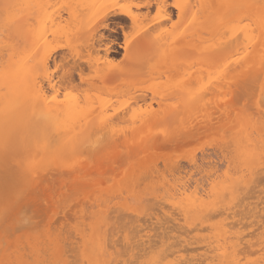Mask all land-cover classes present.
<instances>
[{"label":"rangeland","instance_id":"rangeland-1","mask_svg":"<svg viewBox=\"0 0 264 264\" xmlns=\"http://www.w3.org/2000/svg\"><path fill=\"white\" fill-rule=\"evenodd\" d=\"M22 1V0H21ZM28 3L26 4V8H25V6H24V8L23 7H21L22 6V4H21V6H20V4L19 5H17V4H15V3H17L18 2V0H17V2H16V0H0V71H2V73H5V75H7V76H9L15 69H14V67L16 66H14V64H11V59H12V61L14 60H18L20 57L22 58V55L24 56V58H27L26 60L28 61V66L27 65H25L26 66V68L28 69L27 71V73H26V76H25V80H26V82L27 81H29L28 80V77H30L31 76V74H33V78L34 79H32L31 77L29 78V79H31L32 81H34V83L35 84H37V82L39 83L38 85H40L41 84V86L46 90V96H47V100L48 101H53L54 99V101H59V102H61V103H64V104H71V103H77L78 104V106H81L82 107V109H83V111H81V110H79V111H81V115L79 114V112H78V115H80V116H76V118L77 117H79V118H77V119H79V120H77L76 118H75V121L78 123V121L79 122H81V123H76V124H74L73 126H75V125H78V127L77 126H75V127H73L74 129L77 127V128H79V125L81 124L82 125V123H83V125H84V122L83 121H87V119L89 118L88 116H89V114H88V112L89 113H93L94 114V117L95 116H97V115H99V113H100V108H103L102 109V111L103 110H105L104 112H102V113H105V112H107V114L110 116V114L112 115V114H114V117H113V119H112V121L110 122V124H108L106 127H107V129L105 130H102V132L104 133V135H103V133L102 132H100V133H102V135L104 136H101L100 134H99V136H101V139H102V137H103V139L105 138L106 139V136H107V133H108V135L109 134H112V135H110L109 137L107 136V139L109 140V138H111V136H112V138H114L113 136H115V139L117 138V144L119 145V148H117V149H119V153H121V152H123L121 155L122 156H124L125 157V154H126V152H125V150L128 152V154L130 155V157L131 158H128V161L126 160L123 164H121V166H123V167H120V168H118L117 169V171H116V173L113 175V177H112V175H108V176H110L109 178L110 179H108V176H106L105 177V179H108V181L106 182L105 181V179L104 180H102V183L100 182L99 184H100V187H90V189L91 188H93V189H88L89 191H88V193H87V189H86V193H84V194H81V195H74V193L73 192H70L68 189H64L63 191H64V193H63V195H62V197L60 196L58 199H56V197H54L53 198V200H51V202H50V200H49V198H48V196L43 192V190L41 189V190H38V188L37 189H35V193H34V190L32 191H28L27 193H26V190H24L23 189V187L26 189H31L30 188V184L28 183V184H26V175L24 176V182L22 181V179H21V182H22V184H24L23 185V187H22V185H19V182H17V179H16V181H12V180H9V182H8V179L10 178H12V176L10 177V175L11 174H9V175H7L8 177H7V179H5L4 177H5V174L4 175H2V173L1 172H3V169L5 170V167H3V164H5V166L6 167H8L9 168V171L12 173L15 169L17 170H15L14 172H17V173H12V175H13V177L14 176H18L19 175V173H21L22 175L24 174V173H22V172H24V170L26 171V169H27V171H31L30 169H31V167L32 166H35V167H37L36 165V160H38V159H40L41 157L43 158L44 156H45V154H43L44 153V149H46V148H44V146H46V143H47V141H46V143H45V141L43 142V140H42V138L39 136V134H37L36 136H38L39 138H36V136L33 138V136H32V139L34 140L35 138V141L37 142H35V141H31L32 143H30V142H28V140H27V142H25L26 140H25V138H24V136H25V134L23 135H20V136H22L21 138L23 139H20V140H22V141H20L21 143H22V145H23V147H22V145L20 146V151H21V147H22V149H24V148H28L27 150L28 151H30V150H33L35 147L36 148H38L39 150H34V151H36L35 153L36 154H34L33 155V153H34V151L33 152H27V154L29 155L30 153L33 155H31V157L30 158H28V155L26 154V150L24 151L25 153L24 154H21V153H19V154H16V155H20V158H17V157H15L17 160H15V158H14V154H15V151H16V148L18 149V146L15 148V144H17L18 143V141L15 143V139H14V136H15V138H16V136L18 135L17 133H20L19 132V129L17 128H15L16 129V132H15V129H13V130H11V135H8V136H12V138L14 139V141H12L13 139H11L10 137H8V139H6V140H4L3 139V141H1V142H4L5 144H8V145H10V147L11 146H13V148L11 147V149H12V151L14 150V153L13 154H10L11 153V151H8V149H9V147L8 146H6L7 148H6V150H7V152H9L8 153V156H13V158H14V160H13V162H12V159H10L9 157H3L2 158V160H0V164H1V162H3V160H4V163H2L1 165H2V167H1V165H0V167L2 168V170L0 171V173H1V175L0 176H3V178H1L0 180H3V179H5L6 180V182H7V184H6V182H2V181H0V188H4L6 185H9V184H12V183H14L15 184V186H16V188L21 192V190L23 189V192L22 193H24L25 195H27V196H24V194L22 195V197L20 196L22 193H20V194H18V197L20 196L21 198H18V197H15V201L13 200L11 203V206H9L8 204V206H7V208L6 207H4V208H6L5 209V211H10V210H8L9 208L10 209H12V208H14V210L12 209V211L11 212H9V213H6V212H1V211H3V210H1L0 212L4 215V218L2 219L1 217H0V242L3 244L4 242H6L5 240H7L9 243H11V244H14L15 242H16V246L19 244V246H21L22 248H26L27 250H25V249H23L22 251L24 252H31L30 250H29V248L30 247H32V250L34 249V244L32 245L31 243H33V242H38V243H36L35 244V247L38 245H42V246H40V247H42V248H44V247H46V252H47V250H52V248H50L51 246H50V244L52 245V243H54V241H56V243H58L57 241H59V243L58 244H60V243H62V245L60 244V246H58V247H54V244L52 245L53 246V250H54V248H55V252H53V250L51 251V252H53L54 254H55V256H53L54 254L52 253H49V251H48V253H49V255H47L46 254V252H45V250L43 249V251L45 252H43L42 251V249L40 248H35V251H42V253L43 254H45V256L47 255V259L46 260H48V261H46V260H44V263L45 262H50V260L53 258V257H55V262H53L52 264H57L58 262L60 263L61 261L63 262H61L60 264H65V262H69V263H66V264H79L78 262H81L82 260H84V259H86L88 256L87 255H89V254H91L92 252L94 253V251H91L92 249L94 250V248L92 247V246H94L95 248H96V245H98V244H96L95 245V243H98L99 241V243H101V241H102V243L104 242L105 244H103L104 246H106V247H108L107 246V243H106V239H107V242H108V245H109V247H110V243H113L114 244V242H115V244L117 245V247L116 248H114L115 247V245H113V244H111L112 245V247H113V250H115V252L112 250V249H109V248H105L104 250H102V248H99L98 250L100 251L101 250V252H98L99 253V255H96V254H98V253H95L94 255H89V257H88V260L90 259V258H92L93 260L91 261V260H89V263L90 262H92V263H90V264H96L98 261V263L97 264H103V261H105L104 263L105 264H109V263H112V264H114L115 262H117V261H115V260H117V256L119 255V253H120V255H119V257L121 256V258L122 257H124L125 256V254H126V256H127V258L129 259H126V258H123V259H118V262H120L121 260H122V262H120L121 264L123 263V264H140L141 262H140V260L144 257V258H146L148 255H147V253H152V254H150V255H152V256H154L155 255V257L156 256H158V254L156 255V253L158 252V250H156L154 247H151L152 245H149V243H151V241L150 240H152V241H157V237H159L158 238V240H160V243H159V241L157 242V245L161 248V250L158 252L159 254L162 252V250H164L165 251V247H167V246H169V249L171 250V252L172 251H174V254L176 255L178 252H180V253H182V248H183V250H184V247H179L180 245H186L185 247L187 248V250L189 249V248H191V249H193L194 247H192V246H195L194 245V243H192V242H195L196 240H198V244L195 242V244H197L196 246H195V248H197V247H200V245L202 246V243H204L203 244V246L205 245V244H209L211 241H213L214 240V236L211 234L212 233V230H213V228L212 227H216V225H215V223H214V221H213V223H211V220L209 221L210 223L208 224V222H206L204 219H206L207 220V217L205 216V214H209L208 213V211H210L211 212V210H212V212H213V210L215 209L216 210V207H217V205H219V204H222L221 202H222V199H221V195H223L222 196V198L223 197H225L224 195H227L226 194V192L228 191V193H230V192H232L233 194H234V191L236 190V189H238V188H236L237 186H241V184H244V185H242L241 186V188H243V186H245V184H246V186H248L249 187V184L251 185V183H252V181L255 179V180H260L259 181V184L260 185H258L257 187H258V189H256L257 191H258V193H256V195L254 194V196L252 195V190H250V191H252V192H250L251 193V195L252 196H248V194H250V193H247V195H245V197L246 198H248V201H247V199H242V201L244 200H246L244 203H246V204H248V203H250L251 202V198L250 197H252V201H253V197L255 198V196L256 197H258L257 198V200L259 201V203L260 204H262V206H264V167L262 168V166H260V162H261V159H262V161H264V153L263 154H261V153H256V151L260 148V146L264 143V141H263V139H262V134H263V132H261V131H264V102H263V100H264V84H262V87H263V90H262V88H261V85H260V83L259 82H261V79H263V77H264V70H261V71H263V72H261V71H259L260 69V67L259 68H256V71L258 70L260 73H262V75L261 76H258V77H255V78H259L258 80H259V82H257V83H259L258 85H256L255 87L254 86H251L252 84L254 85L256 82V80L255 81H253V80H247V81H249V83L251 82L252 83V81L254 82V83H250V85H249V83L248 82H246V83H244V85H245V89L246 90H244L245 91V93H243V91H242V89H241V86H242V82L241 83H239L236 87H232L231 89H232V91L234 90H236V88H239V90H241V92H242V94H240L239 95V98H237L235 101H234V109L236 110H234V111H232L230 114L232 115H230V119L229 118H227V120L228 121H226L225 120V122H224V117L223 118H221V120H223V122H220L221 124V127H222V129L220 130H218V131H216V132H214V131H211L210 130V132L209 131H204V133H197L195 136H193V138H189L187 141H186V143L185 144H171V145H168L167 147H168V149L167 150H165V151H162V152H159V151H155L154 149H152L151 147L149 148H144V149H142V152H140V149H139V147H138V145H137V143H136V140H135V138H137L136 136H135V138L133 139V135L131 136V134L133 133V130H134V128L136 127V129L138 128V126H140L139 124V121L142 123V125L148 120H146V118L144 119V115H146V113H148V112H152V111H154L155 113H156V111H160L159 113L162 115V113H163V110L165 109V108H168V109H165L164 111H167L168 110V112H165L166 114H164V115H167L168 113L170 114H172V112H170L171 111V108L172 109H174L173 110V113L175 112V113H177L178 114V112H176V108H174V107H172V106H174L176 103L177 104H181V103H184L183 101H182V95H180L181 96V100H180V102H178V98L177 97H179L180 98V96H178L177 95V97L175 96V92H174V90H176V87H177V89L179 88L180 89V87H181V89L183 88V86L182 85H184L185 83L184 82H186V80L188 81V83H189V81L191 82V80H193L194 82L196 81V84L198 85L197 87H196V84L194 85L193 84V82H191L192 83V85H194L193 87H195L194 89L190 86V90H192L193 89V91L197 88L198 90H200V88H198L199 86H204V87H206L207 88V90H206V92H207V95H209L210 94V96L211 97H215L214 99H217L216 101H218V103L219 104H221L222 102H223V100L226 102V101H228L229 100V98H230V93L228 92H226L225 91V89L224 88H222V90H223V93H225L224 95H223V93H221L222 95H219L220 93H218L217 92V89H218V87H220L222 84H221V82H222V77L224 78L225 76H221V73H220V68L221 67H224V63L225 62H223L224 61V59L222 60V62H223V64H222V66L220 67L219 65H216V63H215V65L216 66H218L217 68L213 65L214 63H212V61H211V63L210 62H207V61H210V60H207V61H203V57L202 56H198V55H196V53L197 52H195V51H199L200 50V52H202L203 54L204 53H208V51H211L210 53L211 54H215V53H212V52H214V51H212L211 49H213L214 48V46L215 45H217L216 47L217 48H219L220 47V45H222V44H220V43H225V42H220L218 39H220V36H221V38H223L224 37V39L228 36V35H230V34H228L229 32H230V27H228L226 24L228 23H226L225 22V19L227 20L228 18H230V19H228L227 21H229V20H231V21H229V23H230V25H232V24H234V22H236V23H238L237 22V20H234V15L233 14H235V13H233L232 14V19H231V17L229 16L228 18H225L226 16H225V14H227V13H229L230 15H231V10L232 11H234L233 10V8H234V6L233 7H228L229 6V4L231 3H229V0H227L228 2L226 3V0L225 1H223V2H221L219 5H223L222 6V8L223 7H225V4H226V6H227V8L225 7V11H226V13H225V11H221V12H223V16H225V17H222V15L221 16H218V14H217V12H210L209 13V11L211 10L210 8L209 9H207L208 10V12L206 13V11L204 10V9H199V10H197L198 9V3H197V1H195V0H188V1H184L183 0V3L185 2V3H187V4H189L190 6H191V4H192V6L190 7L189 5H185V3H184V7H183V5H181L180 6V4H182L181 2H182V0H163L164 2H163V6H162V0H155V2H154V0H149L150 2H151V4H150V6L149 7H143L144 6V4H145V2L146 1H148V0H26ZM205 1V0H204ZM209 2L211 1V0H208ZM252 1V0H251ZM254 1H256V0H254ZM260 0H258V2H259ZM14 2V3H13ZM161 4H160V3ZM257 2V1H256ZM257 2V3H258ZM263 2H264V0H263ZM263 2H262V4H263ZM19 3V2H18ZM144 3V4H143ZM177 3V4H176ZM196 3L198 4V5H196ZM206 1H205V4L204 5H206ZM212 3H214V0L212 1ZM211 2H210V4L209 5H211L212 4ZM229 3V4H228ZM256 3V5H254V3L252 4V5H254V6H257L258 4ZM261 3V2H260ZM259 3V4H260ZM13 4V6H11ZM17 5V6H15V5ZM208 4V3H207ZM261 4V6L259 5L258 7H256L255 9H259V11H257L258 12V14H257V12H256V14L257 15H255L254 13H255V11L254 10H252V8L254 7V6H252L251 7V9H250V11H254V13H250V14H252L250 17V23H249V21H247V19L245 20V19H243V20H241V22H239V24L241 23V24H250V27H251V29H254L255 28V30H256V28L258 29V30H256V31H254V32H256L255 34H256V36H255V38L253 37L254 36V34H251L250 36H252L254 39V42H255V39H257V32L259 33V30L262 28H258V24H257V22H261V23H264L262 20H264V19H262V13H263V10H261V7H263L264 6V4L262 5ZM158 7H157V6ZM159 5H160V7H159ZM195 5V6H194ZM230 5H232V4H230ZM15 6V7H14ZM161 6H162V8H161ZM166 8H165V7ZM174 6H180V7H183V12L181 11V10H179V12H178V10H177V8L176 7H174ZM189 6V7H188ZM194 6V7H193ZM13 8V12H12V8ZM17 7H19L20 9V11L19 10H17ZM94 7H97V8H94ZM155 7H156V9H155ZM260 7V8H259ZM16 8V9H15ZM24 9V11H25V9H26V11L24 12L22 9ZM92 8L95 10H92ZM148 8V9H147ZM158 8H160V10H158ZM187 8V9H186ZM190 8V9H189ZM200 8V7H199ZM217 8V7H216ZM219 8H221V6L219 7ZM99 9H100V11H99ZM147 9V10H146ZM162 9H164V10H162ZM213 9V8H212ZM218 9V8H217ZM257 9V10H258ZM14 10H16L17 11V13L14 11ZM99 12H98V11ZM117 12V11H121V10H125V11H127V10H129L130 12H132V14L133 15H138L137 17H139V19L137 20L138 22H139V20H140V22L139 23H137V21H136V23L135 24H132V22L131 21H129L128 19H125L124 18V20H123V18L122 19H114V18H112V17H108V18H105V19H102L101 17H102V15L103 14H105V12ZM184 10H186V12H184ZM201 10H204L203 12H204V15H203V12L201 11ZM222 10H224V8L222 9ZM227 10H230V11H227ZM22 11L24 12V13H22ZM92 11V12H91ZM97 11V12H96ZM101 11H103L102 13H100ZM105 11V12H104ZM148 11V12H147ZM163 11V12H162ZM165 11V12H164ZM15 12V16L14 15H12V16H14V19H13V17H11V19L10 20H8L7 22H6V18H8L9 19V15H11L10 13H14ZM94 12H96L95 14H94ZM159 12H162V13H158ZM182 12V13H181ZM200 12V13H199ZM202 12V13H201ZM221 12H220V14H221ZM19 13H21L22 15H20ZM145 13V14H144ZM213 13V14H212ZM216 13V14H215ZM25 14H26V16H25ZM161 14H169L168 16H170V18H167L168 19V21L166 20V19H164V18H162V17H159V15H161ZM211 16H210V15ZM219 14V15H220ZM7 15H8V17H7ZM19 17H18V16ZM83 15H85L86 17H87V15L89 16V18H91V21H89V19H88V17L86 18H84V16ZM158 15V16H157ZM202 15V16H201ZM209 15V16H208ZM21 16H23L24 17V20H26L27 22H25L24 24H26V29L24 28L23 29V33H25L24 35L22 34H17V33H15L16 32V30H14V29H12V28H14V23H16L18 20L17 19H19V21L21 20L20 19V17ZM81 16V17H80ZM141 16V17H140ZM143 16H144V18H143ZM214 16V17H213ZM26 17V18H25ZM209 17V18H208ZM222 17V18H221ZM236 17V16H235ZM16 18V19H15ZM22 18V17H21ZM92 18H93V20H92ZM158 18V19H157ZM161 18V19H160ZM219 18V19H218ZM220 18H221V20L223 19V21H224V23H222V25H220ZM74 19H75V21H74ZM80 19H83V22L84 21H86L87 23H84V24H87L88 25V29H87V31L89 30V29H95V32H93V35H95L94 37H95V39H99L100 40V42L99 41H97L96 43H94V45L93 46H91V45H85V43H84V41L83 42H81L80 40H79V38H78V36H79V33L77 32L78 30H79V26H80V23L82 22ZM85 19V20H84ZM156 19V20H155ZM236 19V18H235ZM163 20H166V21H163ZM170 20V21H169ZM14 21V22H13ZM77 21V22H76ZM80 21V22H79ZM150 21V22H149ZM160 21V22H159ZM242 21H243V23H242ZM13 22V23H12ZM73 22V23H72ZM78 22H79V25H78ZM82 22V23H83ZM94 22V23H93ZM172 22H174L173 24H171ZM7 23H9L7 26H6V24ZM91 23H93V24H91ZM159 23V24H158ZM260 23V24H261ZM77 24V25H76ZM239 24H238V27H239ZM244 24V25H245ZM246 24V25H247ZM259 24V25H260ZM5 25V26H4ZM74 25V26H73ZM89 25H90V27H89ZM94 27H93V26ZM144 25V26H143ZM147 25V26H146ZM151 25V26H150ZM152 25H153V27H152ZM237 25V24H236ZM235 25V26H236ZM261 25H264V24H261ZM9 26V28H10V30L12 29V31H11V33H10V30H9V28L7 29V30H9V31H7L6 30V27H8ZM85 26V25H84ZM92 26V27H91ZM100 28H99V27ZM215 26L216 27H218V34H216L215 33V31L214 32H212V30L215 28ZM224 26H225V30H224ZM241 26H243V25H241ZM75 27V28H74ZM77 27H78V30L76 31V29H77ZM140 27H144L143 29H146V27L147 28H150L148 31H150L149 32V34H150V36H152V35H159L160 36V34H162L161 36H163L162 38H164V35H165V37H167V39H171L170 41H173L172 42V44L173 45H171L168 41L169 40H166L165 42L167 43V46H166V44L164 43V41H163V43L165 44V47L167 48L168 46V48L170 49V48H175V47H177V44H179L178 46H180V47H183V44H184V42L186 43V42H188V43H190V51H189V53L188 52H186V55H184V59H183V55L182 54H180V52H179V54L180 55H177V58L175 59V60H177L176 62H173L172 60H174V56H169L168 57V55H167V57H165L166 55L164 54V53H167L166 52V48H165V51L164 50H162V51H164V53L163 52H159L158 53V51H159V49H155L156 50V52H157V55L156 54H154V53H156L155 51H152V49H147V48H142V47H139V46H137L138 45V43H135L136 42V39H135V35H133V37H132V34H134V32L133 31H135L134 29L136 28H140ZM222 28V32L221 31H219V29L221 30V28ZM83 28V27H82ZM122 28V29H121ZM228 28V29H227ZM247 28H249V25H247ZM85 29V30H86ZM92 29L90 30V31H92ZM93 29V30H94ZM240 29H241V27H240ZM239 29V30H240ZM166 30H168V33H167V31ZM197 30H198V32H197ZM227 30V32H225ZM233 30V29H232ZM239 30H237V31H239ZM262 31L264 30V28H262L261 29ZM74 33H73V32ZM87 31H85V32H87ZM147 31V32H148ZM160 31H162V32H160ZM165 31H166V33H165ZM205 31V32H204ZM236 30H234V32H235ZM250 32L252 31V30H249ZM78 34H77V33ZM225 32V33H224ZM232 32V31H231ZM233 32V33H234ZM15 33V34H14ZM71 33V34H70ZM146 33V32H145ZM152 33V34H151ZM165 33V34H164ZM215 33V34H214ZM232 33V34H233ZM263 33H264V31H263ZM17 34V35H16ZM77 34V35H76ZM127 34V37L129 38V37H131V38H129L130 39V41H128L127 40V46H129V49H128V47H127V49L128 50H126V51H124V49H123V44L125 43V37H124V35H126ZM148 34V35H149ZM167 34V35H166ZM221 34V35H220ZM223 34V35H222ZM238 34V33H237ZM262 34V33H261ZM217 35H220L218 38H217ZM260 35V34H259ZM23 36V37H22ZM232 36V35H231ZM237 36V35H236ZM238 36H240V31H239V35ZM263 36H264V34H263ZM74 37H76V38H74ZM101 39H100V38ZM260 37H262L261 35H260ZM260 37L258 38L259 40H260ZM159 38H161V37H159ZM161 38V39H162ZM229 38V40H230V37H228ZM232 38V37H231ZM77 39V40H76ZM135 39V40H134ZM160 39V40H161ZM166 39V38H165ZM262 40H261V42L259 41V40H256V43H253V42H251V43H253V44H251L250 43V45L252 46V47H257L258 46V41H259V45L260 44H263L264 45V41H263V37L261 38ZM162 40H164V39H162ZM75 41V42H74ZM124 41V42H123ZM177 41V42H176ZM226 41H227V39H226ZM133 42V43H132ZM174 42H176L175 44H174ZM183 42V43H182ZM228 42V41H227ZM230 42V41H229ZM263 42V43H262ZM84 43V44H83ZM130 43V44H129ZM169 43V44H168ZM106 44H108V46L106 45ZM137 44V45H136ZM161 44V43H160ZM163 44V45H164ZM181 44H182V46H181ZM228 44V43H227ZM231 43H229L228 45V47H230L229 48V51H231V49L233 48H231V45H230ZM233 44V43H232ZM255 44V45H254ZM99 45V46H98ZM133 45H134V47H133ZM163 45H160V46H163ZM224 45H226V44H224ZM262 45V47H261V45L259 46V48L258 49H260V54H259V62H261V60H262V62H264V56L262 55V51H263V54H264V46ZM77 46V47H76ZM83 46V47H82ZM87 46H89L88 48H87ZM172 46V47H171ZM233 46V45H232ZM235 46V45H234ZM108 48L107 50L109 51L108 52V58H106V61H107V59H108V61L109 60H112L113 61V63L115 62V65H119L120 66V70H121V72H117L116 73V69H118L119 67H116L115 68V70L116 71H114V73H116V76L113 78V79H111V80H107V81H105L104 82V84L102 85V84H100L101 82V79H103V78H101L100 79V77H104L105 76V74H107V73H110L109 72V69L107 68V66H106V64L103 62V60L105 61V58H104V49L105 48ZM223 47V46H222ZM90 48V49H89ZM94 48L95 50H92V49ZM104 48V49H103ZM135 48V49H134ZM173 48V49H174ZM217 48H215V49H217ZM226 48V47H225ZM111 49V50H110ZM131 49V50H130ZM161 49H162V47H161ZM160 49V50H161ZM168 49V50H169ZM219 49H221V47L219 48ZM242 48H239L238 49V51H237V53L239 52V50H241ZM251 50L252 48L251 47H249L248 49H247V52H248V50ZM257 49V48H256ZM144 51V53L146 54V56H145V54L143 53V51ZM154 50V49H153ZM167 50V51H168ZM191 50H192V52H191ZM214 50V49H213ZM243 50V49H242ZM253 50H254V48H253ZM23 51V52H22ZM146 51H148V52H146ZM174 51V50H173ZM205 51V52H204ZM216 51H218V50H216ZM227 52H229L228 51V49L226 50ZM134 52H136V53H138V54H140L139 56H138V63H139V67H138V63L137 64H135V65H137L136 67H135V65L134 66H131V67H127L125 64L127 63L126 61L128 60V58H131V56H130V54L132 53H134ZM151 52H154L153 54L155 55V56H160V59H158L157 57H155L154 55H152V53ZM170 52H171V54H174L172 51H170L169 50V53L168 54H170ZM191 52V53H190ZM227 52H225V50H224V52H222V53H226L227 54ZM243 52H244V50H243ZM243 52H239L240 54H241V56L240 55H237V54H235L234 56H232V57H234V58H240V57H242L243 56V54H245V53H243ZM250 52V51H249ZM252 52V51H251ZM259 51L257 50V53H258ZM22 53V54H21ZM27 53V55H25ZM149 53V54H148ZM178 53V52H177ZM230 53V52H229ZM238 53V54H239ZM243 53V54H242ZM137 54V55H138ZM159 54V55H158ZM203 54H201V55H203ZM210 54V55H211ZM225 54V55H226ZM256 54V53H255ZM16 57H15V56ZM98 57H97V56ZM103 55V56H102ZM150 55V56H149ZM161 55H163V57L165 58V60L163 61L162 59H164ZM175 55V54H174ZM222 55H224V54H221V56ZM261 55H262V57H261ZM26 56V57H25ZM96 56V57H95ZM145 56V57H144ZM148 56V57H147ZM186 56V57H185ZM206 56V55H205ZM227 56H228V54H227ZM236 56V57H235ZM15 59H14V58ZM100 57V58H99ZM111 57V58H110ZM141 57V58H140ZM152 59V58H154V59H152V60H154V61H152L150 58ZM176 57V56H175ZM220 57V56H219ZM261 57V58H260ZM23 58V59H24ZM97 58L98 59H100L101 60V62L102 63H104V64H102L101 62H100V60L99 61H97ZM102 58V59H101ZM143 58V59H142ZM148 58H149V60H150V62H148L149 60H148ZM172 60H171V59ZM178 58H179V60H178ZM182 58V59H181ZM187 58V59H186ZM227 58V57H226ZM225 58V59H226ZM257 58H258V55H257ZM23 59H22V61H23ZM142 59V60H141ZM145 59V60H144ZM185 59L186 60H189V61H185ZM219 59V58H218ZM233 59V58H232ZM253 59H255V58H253ZM10 60V61H9ZM21 60V59H20ZM25 59H24V61H26ZM144 60V61H143ZM148 60V61H147ZM163 62H162V61ZM174 60V61H175ZM257 60V59H256ZM23 61V63H21V61H19L18 60V63H19V65L20 64H24L25 62ZM27 61H26V64H27ZM142 61V62H141ZM158 61H161V62H158ZM181 61H182V63H181ZM229 61H231V60H229ZM29 62H34V63H32L33 65H30V63ZM99 62V63H98ZM143 63V65H141V63ZM180 62V63H179ZM202 62V63H201ZM261 62V63H262ZM16 63V62H15ZM93 63H98V68H102L103 69V72H100V70H99V74H98V71L96 72V71H94L93 69H95V68H97L96 67V64H93ZM145 63H147V64H145ZM219 63V62H218ZM220 63H221V61H220ZM219 63V64H220ZM3 64V65H2ZM8 64V65H7ZM12 65V69H13V71H12V69H11V66L10 65ZM89 64H90V66H89ZM100 64V65H99ZM179 64V65H178ZM182 66H181V65ZM254 64V63H253ZM253 64H251V65H253ZM258 65V63L256 62L255 63V65ZM18 65V66H19ZM21 65V66H22ZM36 65V67H35V70L37 71H35L34 70V66ZM95 65V68L93 67ZM122 65V66H121ZM141 65V66H140ZM145 65V66H144ZM147 65V66H146ZM260 65V64H259ZM264 65V64H263ZM5 66H9L8 68L7 67H5ZM32 67L33 66V68H30L29 69V67ZM92 66V67H91ZM143 66V67H142ZM261 66V65H260ZM4 67H5V69L7 68L9 71H10V73L7 71V74H6V70L4 71V70H2V69H4ZM250 67H252V66H250ZM256 67H258V66H256ZM10 68V69H9ZM93 68V69H92ZM98 68H97V70H98ZM125 68H127V70L126 71H124V69ZM128 68H130L129 70H128ZM225 68V67H224ZM223 68V69H224ZM253 68V67H252ZM255 68V67H254ZM254 68H253V70L251 71L253 74H252V76L253 75H255L257 72H255V70H254ZM102 69H101V71H102ZM123 69V70H122ZM220 69V70H219ZM261 69H262V67H261ZM264 69V68H263ZM32 70H33V72H32ZM29 71H31V73L29 72ZM122 71H124V72H122ZM222 71H224V70H222ZM35 72H36V75H35V77H34V74H35ZM156 72V74H153V73H155ZM97 73V74H96ZM225 73V72H224ZM255 73V74H254ZM222 75H225V74H222ZM256 75H258V73L256 74ZM7 76H4V74H2V77H1V73H0V77L1 78H7ZM248 76H249V74H248ZM252 76H250L251 78H252ZM189 77H193L192 79H189ZM249 77V78H250ZM247 78V77H246ZM250 78V79H251ZM35 79H37V80H35ZM63 79V80H62ZM105 79V78H104ZM103 79V80H104ZM184 79H186V80H184ZM253 79H254V76H253ZM0 80H2V79H0ZM30 80V81H31ZM184 80V81H183ZM197 80L199 81L198 83H197ZM246 80V79H245ZM4 81V80H3ZM29 81V82H30ZM35 81H37V82H35ZM48 81H51L52 83H56L58 86H59V88L57 89L59 92H57V93H52L51 91H49L48 90V88H47V86H48ZM263 81H264V79H263ZM62 83V84H64V83H66V84H64L63 85V87H62V84H60V83ZM100 82V83H99ZM6 82H4L3 84L1 83L0 85H2L3 86V88H0V90L2 89L3 90V94L4 95H2L1 93L2 92H0V95H1V97H2V99L3 98H5L3 101H1L0 100V107H2L3 106V102L4 103H7L8 104V106H9V103H10V106H9V108L11 107V106H14V107H17L19 104L21 105L22 103L20 102V101H18L17 102V104L15 103V102H10L11 100H10V97H9V95H8V92H10L9 91V89H8V86L6 87V85H5V87L7 88V89H5V87H4V84H5ZM69 83V84H68ZM98 83H99V85H98ZM178 83V84H177ZM184 83V84H183ZM188 83H186V84H188ZM262 83V82H261ZM31 84H33L32 82H31ZM30 83H28V85H31ZM190 84V83H189ZM8 85V84H7ZM66 85H68V86H66ZM72 85V86H71ZM75 85V86H74ZM94 85H98L99 87H101V89L99 88V89H95V88H93L92 86H94ZM178 85V86H177ZM181 85V86H180ZM191 85V84H190ZM260 85V89L257 87V86H259ZM61 86V87H60ZM74 86V87H73ZM186 86V85H185ZM249 86H251V87H249ZM247 87H249L248 89H247ZM74 88H77V89H74ZM186 88H188V86L187 87H185V89ZM252 88H254V89H252ZM259 90H262L261 91V93L259 92H257V90L258 89ZM178 89V90H179ZM184 88H183V90H185ZM252 89V91H250ZM257 89V90H256ZM8 90V91H7ZM182 90V91H183ZM189 90V91H190ZM202 90H203V87H202ZM202 90H200V91H202ZM205 90V89H204ZM203 90V91H204ZM254 90V91H253ZM258 90V91H259ZM13 91V90H12ZM180 92H181V90H179ZM186 91V90H185ZM196 91L197 90H195V92H193V95H194V93L196 94ZM203 91H202V93H203ZM178 92V91H177ZM205 92V91H204ZM255 92V93H254ZM171 93H173V94H171ZM191 92H188V94H189V96H191V94H190ZM197 93L199 94V91H197ZM201 93V92H200ZM201 93V94H202ZM258 93V94H257ZM7 94V96H5ZM17 93H16V90H14V92H12V96H13V98L11 97V99H15V100H18L17 98H19L18 97V95H16ZM178 94V93H177ZM187 93L186 94H184L183 96L184 97H187V95H188ZM203 94H205V93H203ZM202 94V95H203ZM251 94V95H250ZM252 94L254 95V96H252ZM257 96H256V95ZM260 94V96H262V97H260V96H258ZM17 97H16V96ZM170 95H172V96H170ZM186 95V96H185ZM202 95L200 96V98L202 97ZM206 95V94H205ZM14 96H15V98H14ZM171 97V99H170V97ZM188 96V97H189ZM199 96H197V94H196V97H199ZM204 96V95H203ZM210 96H209V98H210ZM0 97V98H1ZM24 97V95L22 96V97H20L21 98V101H23L22 99H24L23 98ZM25 97H27L26 95H25ZM140 97H142V98H144V99H142L141 100V98ZM164 98V99H162V100H160V98ZM173 97V98H172ZM175 97H176V99H175ZM196 100H197V102H198V99H200V98H196L195 96H193ZM206 97V96H205ZM205 97H203V98H201L202 100L205 98ZM255 97V98H254ZM256 97H258V100L260 99H263V100H259L260 102V104L259 103H257L256 101ZM137 98V99H136ZM139 98V99H138ZM153 98V100H151ZM207 98V97H206ZM205 98V99H206ZM208 98V99H209ZM219 98H220V100H221V103L219 102ZM254 98V99H253ZM25 99H27V98H25ZM176 101H175V100ZM190 99H193V98H191L190 97ZM190 99H188V100H190ZM204 99V102H207V100L208 99H206L205 100ZM223 99V100H222ZM20 100V99H19ZM143 100H145V101H143ZM184 101H185V99H183ZM194 100V99H193ZM195 100V101H196ZM209 100H211V99H209ZM9 101V102H8ZM25 101H27V100H25ZM25 101H23V102H25ZM182 101V102H181ZM29 104H31L29 101H27ZM151 102V103H150ZM157 102V103H156ZM190 103V102H192V101H187V103ZM196 102V103H197ZM145 103V104H144ZM147 103V104H146ZM150 103V104H149ZM175 103V104H174ZM188 103V104H189ZM201 103H202V101H201ZM200 103V105L199 106H201V107H203L202 106V104H205V103H202L201 104ZM209 103V105H207V106H212V105H214L211 101L210 102H208ZM210 103H212V105H210ZM262 103V104H261ZM24 104V103H23ZM160 104V105H159ZM174 104V105H173ZM187 104V105H188ZM216 104V103H215ZM219 104H216V105H219ZM223 104V103H222ZM221 104V105H222ZM257 104H258V106H257ZM19 105V106H20ZM24 105H26V104H24ZM28 105V104H27ZM148 105H151V107L150 108H148ZM182 105V107L183 106H185L186 105V103H185V105L184 104H181ZM181 105H179L180 107H181ZM221 105H219V107L221 106ZM224 105V104H223ZM261 107H260V106ZM8 106L7 105H5V107L3 106L2 107V109L3 108H5L6 110H7V108H8ZM74 106V105H73ZM88 106H91L90 107V110H88V108H87V111H86V107H88ZM179 106H178V108H179ZM257 106V107H256ZM28 107H29V105H28ZM31 107V106H30ZM92 107H93V110H92ZM170 107V108H169ZM177 107V106H176ZM182 107H181V109H182ZM186 107V106H185ZM221 107H223V106H221ZM76 109H77V107H75ZM80 108V107H79ZM96 108L98 109V110H96ZM184 108V107H183ZM203 108H205V107H203ZM256 108V109H255ZM2 109H0V112H3V110ZM170 109V110H169ZM180 109V108H179ZM179 109H177V111L179 110ZM180 109V110H181ZM187 109V108H186ZM192 109V108H191ZM199 109H200V107H199ZM202 109V108H201ZM257 109H258V113H261V114H258L257 113ZM259 109H260V111H259ZM94 110H96V111H94ZM162 110V111H161ZM185 110V109H184ZM5 111V110H4ZM8 111V110H7ZM99 111V112H98ZM85 112H87V113H85ZM187 112V111H186ZM199 112V111H198ZM153 113V112H152ZM152 113H151V115H152ZM175 113H174V115H175ZM191 113H195L193 116L195 117V115H196V111H194V112H191ZM191 113H190V116H191ZM204 113V114H203ZM86 114V115H85ZM106 114V113H105ZM159 114V115H160ZM199 114H200V116H199ZM235 114V115H234ZM157 115V118H159L158 117V112H157V114H155L154 116H151V117H153V118H149V119H151V120H154V118H155V116ZM179 115V114H178ZM182 115V114H181ZM201 115H205V110H203V112L200 110V112L198 113V116H196V122H194L193 121V124L195 125V123H197V122H200V121H198L199 120V118H201ZM91 116H93V115H91ZM143 116V117H142ZM167 116H170V118H171V115H167ZM167 116H163L164 118L165 117H167ZM187 115H185V117H186ZM189 116V115H188ZM187 116V117H188ZM258 116V117H257ZM81 117H83V118H86V119H84V120H82L83 118H81ZM88 117V118H87ZM134 117H136V119L137 120H139L138 122L136 121V120H134L135 122H133L132 120L134 119ZM184 117V116H183ZM185 117H184V119H185ZM186 117V118H187ZM194 117H191V118H194ZM239 117V118H238ZM241 117V118H240ZM81 118V119H80ZM140 118H143L144 120V123H143V121H141L142 119H140ZM156 118V119H157ZM162 118V117H161ZM160 118V119H161ZM190 118V117H189ZM132 119V120H131ZM155 119V120H156ZM160 119H158L159 121H160ZM166 119V118H165ZM172 119V118H171ZM174 119V118H173ZM176 120H178V121H176V123H177V129H179V127L178 126H180L181 128H180V130H182V125H185L186 127H184V128H187L188 129V125H186V124H184V122L187 120H185V121H180V119H181V117H180V115H179V117H177V118H175ZM202 120H201V122H203V123H199L201 126H203L205 123L204 122H206V115L203 117V118H201ZM204 119V120H203ZM89 120H90V118H89ZM158 120H156V121H154L153 123L155 124V125H157V123L159 122ZM163 120V119H162ZM182 120V119H181ZM191 120H195V119H191ZM237 120H243L242 122H244L245 123V125H246V123L247 124H250V126H251V132H248L247 131V129H246V131H245V127L244 126H242L241 128H240V124L242 123V122H238L237 123ZM172 121V120H171ZM181 123H180V122ZM148 122L149 123H151L152 124V122H150L149 120H148ZM148 122H146V123H148ZM156 122V123H155ZM187 122V121H186ZM190 122V121H189ZM236 122V123H235ZM139 123V124H138ZM148 123V124H149ZM163 123V122H162ZM169 123H171V122H169ZM173 123H175V122H173ZM223 123H225V124H223ZM87 124V123H86ZM148 124H144V125H147L148 126ZM154 124H152V126H151V128H145V130H146V132L148 131V133L145 135V130L143 131V133L142 134H144V135H140L141 133H139V134H137V136H138V139L137 140H139V138H140V136L142 137H144V138H148V135L150 134V132L151 131H149V129L151 130L152 128L154 129L155 127L153 126ZM179 124V125H178ZM187 124H188V122H187ZM192 124V122H190V126H192L193 125ZM198 124V125H199ZM243 124V123H242ZM241 124V125H242ZM160 126H161V128H162V125L161 124H159ZM164 125V124H163ZM171 125V124H170ZM173 125H175V124H173ZM193 125V126H194ZM224 125V126H223ZM238 125H239V128L240 129H238L237 127H238ZM244 125V124H243ZM167 126V124L165 123V126L162 128V130L163 129H165V127ZM169 126V125H168ZM172 126V125H171ZM196 126V125H195ZM227 126V127H226ZM250 126H248V127H250ZM83 128V131L84 130H86V128L84 127V126H82ZM86 127H87V125H86ZM140 127H142V129H143V126H140ZM173 127V126H172ZM197 127V126H196ZM226 127V128H225ZM252 127H254V128H257V127H259V128H257V130H258V132H259V136L256 134V133H258V132H255V131H257V130H254ZM30 128V127H29ZM48 128V127H47ZM76 128V129H77ZM157 128V127H156ZM155 128V129H156ZM160 128V127H159ZM159 128H157V133H158V135H157V133L155 134V130H153L152 129V131L154 132H151L152 134H154V137L155 136H159L160 135V133L162 134V133H164V135L163 136H165L166 137V135L168 136V135H170V133H169V131H168V133H166L165 132V130H163V131H160V130H158ZM160 128V129H161ZM168 128H170V127H167V129ZM176 128V125H175V127L174 128H170L171 130H173V131H177L178 133H179V130H177V129H175ZM183 128V129H184ZM231 128V129H230ZM237 128V129H236ZM263 130H262V129ZM49 129V128H48ZM75 129V130H76ZM82 129H81V131H82ZM141 129V130H142ZM175 129V130H174ZM187 129H185V132H186V130ZM244 130V131H239V132H248V133H245V135H244V133H243V135H242V137H244L245 138V136H246V134H247V136H249V134L250 133H252V131H254V136L256 137V135L258 136V137H260V139L259 138H257V144L259 143V142H261V145L259 146V147H255L254 146V142H252V140L253 141H255V137L253 136V137H251V142H252V144H253V146L257 149H255L256 151L254 152V151H251V152H254V153H256V154H261V155H258L259 157L260 156H263V157H261V158H257L258 160H254L255 161V165H251L252 167L250 168V167H248V166H250V165H248V164H246V162L249 160L250 161V159H248L247 158V160H246V162H244V165L246 164L247 166H243V163L241 162V159H243V161H244V158H246V155L248 156L249 155V151L247 152V148H250V146L249 145H247V144H245L246 146H248V147H245L246 148V152H245V157L243 156L244 154H243V150H244V148L241 150V151H243L242 152V156H243V158H239V165L240 164H242V167H241V170H242V168L244 167V169L241 171V172H244V173H241L240 174V170L238 171V173L236 172L237 171V169H236V171L234 170V171H232L233 170V168H234V166L235 165H233L234 163H226V162H228L227 161V159H229V158H227L226 159V157L225 156H227L228 154H230V153H232V151H230L231 149H230V146H232V147H235V146H233V143H231L232 141V139L234 138V137H236L237 136V133H236V135H235V132H237V130ZM250 129H249V131H250ZM253 129V130H252ZM18 130V131H17ZM22 129H20V131H21ZM73 130L74 131V133L77 131L78 132V130ZM227 130V132H224V131H226ZM34 131V129L33 128H31V130H29V129H26V133L28 132V135H31V134H33L32 132ZM101 131V130H100ZM132 131V132H131ZM136 133H138L139 131H137V130H134ZM159 131V132H158ZM172 131V132H173ZM175 131V132H176ZM229 131H231V132H229ZM12 132H14V133H12ZM76 132V133H77ZM131 132V133H130ZM175 132H173V133H175ZM182 132L183 133H185L183 130H182ZM229 132V133H228ZM9 133V134H10ZM22 133V132H21ZM24 133V132H23ZM34 133L36 134L37 132H35L34 131ZM173 133H171V135L173 134ZM183 133H181V131H180V133L179 134H176L175 133V135H173L174 137L176 136V135H180V134H183ZM224 133V134H223ZM227 133V134H226ZM261 133V134H260ZM34 134V135H35ZM105 134H106V136H105ZM152 134H150V135H152ZM222 134H223V136H222ZM226 134V135H225ZM242 134V133H241ZM240 134V135H241ZM253 134V133H252ZM136 135V134H135ZM224 135H225V137H224ZM231 135H233V136H231ZM251 135V134H250ZM27 136V135H26ZM97 137V136H91L89 139L87 138H85L86 139V142L87 143H84V145H82V142L81 141H79L78 143H71L70 145H69V147H71L72 146V144H73V146L72 147H74V148H77L76 150H78L79 149V151L80 152H82V153H79V152H77L76 151V153L78 154V155H74L75 153V149H71L73 152H70V151H68V146L67 147H63L62 149H60V145H61V147H62V144H58V145H56V143L55 144H49L50 146H48V144H47V148H49L50 147V152L48 151L46 154H47V156H46V158L48 157L49 159H51L52 157H54V155L53 156H51L52 155V151L53 150H55V149H57L56 151H53V154H55V152H56V155H55V158L56 157H58V159H57V162H56V160H55V164H54V166H53V164H51V162L50 163H48V166H45V167H48V168H50L51 166L53 167V169L54 168H56V166H60V168L58 169V167H57V169L56 170H58L57 172H55L54 171V176L55 177H53L50 173H52V172H49L50 170H52V167L50 168V170L48 171L49 173H48V175L50 174L51 175V177H52V179H54V178H59V179H61V177H63V176H61V175H64L65 173H67L68 174V172H70V171H68V170H73V168L72 167H74L75 165L77 166H75L74 168H75V171L76 170H80L81 171V168L79 169V167L80 166H78V165H80V164H82V166L84 165V166H86V164L88 165V164H90V163H92V159L93 158H95L96 156H97V161L99 160V158L98 157H103L104 159L106 158H108V160H109V158H110V156H109V153H110V150H108L109 148H111V147H109V141H107L106 140V142H108L107 144H106V142H104L103 140H100V137ZM147 136V137H146ZM252 136V135H251ZM89 137V136H88ZM93 137V138H92ZM97 137V139L99 138V141H97V139H95ZM173 137V138H174ZM241 137V136H240ZM240 137H239V139H240ZM167 138H169V137H166V139ZM17 139V138H16ZM27 139H30V136H28L27 137ZM85 139H82V141H85ZM141 139V138H140ZM150 139H153V137L152 138H148L147 140H150ZM159 139V137L158 138H156V140H158ZM165 139V140H166ZM170 139H172V137L170 138ZM238 139V138H237ZM236 139V140H237ZM238 139V141L240 142V140L242 139V142H245L244 140H243V138H241L240 140ZM246 139V138H245ZM250 139V138H249ZM31 140V139H30ZM40 140V142H38ZM88 140V141H87ZM90 140V141H89ZM123 140H127V141H129V145L128 146H124L122 143H123ZM146 139H145V141H147ZM162 140V139H161ZM163 140H164V137H163ZM234 140V139H233ZM140 141H142V139L140 140ZM224 141H225V144H224ZM237 141V142H238ZM25 144H24V143ZM49 142V141H48ZM80 142H81V144H80ZM103 142L105 143V144H103ZM144 142V141H143ZM247 142H248V139H247ZM250 141H249V143H251ZM236 143V142H235ZM235 143H234V145H235ZM248 143V144H249ZM78 144H80V145H78ZM238 144H241V143H238ZM256 144V145H257ZM260 144V143H259ZM19 145V144H18ZM32 145V146H31ZM37 145V146H36ZM51 145H55V147L56 148H53L54 146H51ZM75 145H78L77 147H75ZM178 145V146H177ZM223 145V146H222ZM224 145H226V147L228 146L229 147V152H228V147H227V149H225L226 147L224 146ZM242 145H243V143H242ZM34 146V147H33ZM176 146V147H175ZM262 146H264V144L262 145ZM71 147V148H72ZM80 147H82V148H80ZM109 147V148H108ZM178 147H179V149H178ZM231 147V148H232ZM236 147H237V144H236ZM239 147V146H238ZM35 148V149H36ZM52 148V149H51ZM220 148H221V150H220ZM252 148V147H251ZM262 148V147H261ZM264 148V147H263ZM262 148V149H263ZM2 149H4L3 147H2ZM60 149V150H59ZM70 149V148H69ZM81 149V150H80ZM224 149V150H223ZM253 149V148H252ZM253 149V150H254ZM261 149V150H262ZM47 150V149H46ZM59 150V151H58ZM63 150H64V152H65V150H66V152L65 153H63ZM225 150H227L226 151V153L224 152ZM235 150V149H234ZM237 150V149H236ZM249 150V149H248ZM264 150V149H263ZM18 151H19V149H18ZM18 151H17V153H18ZM19 151V152H20ZM23 151V150H22ZM67 151L68 152H70L71 154H73L72 156H71V154H70V156H66V154L67 155H69V153H67ZM240 151V150H239ZM7 152H3V150H1V153H3V154H5V155H7ZM42 152V154L44 155H42V154H40ZM143 152H145L143 155H142V153ZM222 152V153H221ZM223 152H224V154H223ZM259 152H260V150H259ZM49 153V154H48ZM51 153V154H50ZM125 153V154H124ZM39 154L41 155V157L39 156ZM63 154H65V155H63ZM191 154H194V155H192L191 156ZM236 154H237V152H236ZM239 154V153H238ZM251 154V153H250ZM190 155V156H189ZM224 155V156H223ZM233 155V154H232ZM231 155V156H232ZM4 156V155H3ZM40 158H39V157ZM189 156V157H188ZM194 156V161L197 163V165H196V163L194 162V161H192V157ZM211 156V157H210ZM221 156V157H220ZM236 156V155H235ZM241 156V157H242ZM257 156V155H256ZM255 156V157H256ZM2 157V155L0 154V158ZM19 157V156H18ZM34 157V158H33ZM38 157V158H37ZM51 157V158H50ZM123 157V158H124ZM188 157V159H189V161H188V159H186ZM206 157H207V159H206ZM209 157H210V159H209ZM227 157H230V156H227ZM238 157V156H237ZM248 157H251V156H248ZM252 157H253V155H252ZM8 158V159H7ZM41 158V159H42ZM103 158H101L100 160H104ZM147 158H149L148 160H147ZM224 158V159H223ZM234 158V156L232 157V159ZM10 159V160H9ZM32 159L34 160V161H32ZM36 159V160H35ZM40 159V160H41ZM131 159V160H130ZM191 159V160H190ZM199 159V160H198ZM202 159V160H201ZM204 159V160H203ZM253 159V158H252ZM254 159H256V158H254ZM8 160L12 163V164H10V163H8ZM47 161H48V159H46ZM45 160V161H46ZM53 160L54 159H52V162H53ZM94 160V159H93ZM156 160V161H155ZM187 160V161H186ZM233 160H235V159H233ZM6 161V162H5ZM39 161V160H38ZM43 161V160H42ZM42 161L40 162V164L42 163ZM47 161H46V164H47ZM149 161V162H148ZM168 162V165H171L172 164V162L175 164L176 163V167H177V169H174V168H176V167H172V169H168L167 168V166L165 167V165H164V162ZM193 163H192V162ZM203 161V162H202ZM237 162H238V160H236ZM252 161V160H251ZM259 161V163H256V162H258ZM16 162V163H15ZM27 162V163H26ZM30 162V163H29ZM49 162V161H48ZM189 162H191V163H189ZM207 162H208V164H207ZM213 162H215V163H213ZM231 162H233V161H231ZM241 162V163H240ZM19 165H18V164ZM44 164H45V162H43ZM43 163L41 164V165H43ZM80 163V164H79ZM93 163H94V161H93ZM95 163H96V159H95ZM94 163V164H95ZM146 163H148V164H146ZM155 163V164H154ZM171 163V164H170ZM195 163V164H194ZM202 163V164H201ZM204 163V164H203ZM247 163H249V162H247ZM253 164L254 162L252 161V162H250L249 164ZM263 165H264V163L263 162H261ZM22 164V165H21ZM32 166H31V165ZM49 164H51L50 166H49ZM59 164V165H58ZM78 164V165H77ZM152 164V165H151ZM165 164H167V163H165ZM178 164V165H177ZM193 164V165H192ZM214 164V165H213ZM231 164V165H230ZM235 164L238 166V168H239V165L235 162ZM256 164H258V165H256ZM261 164V165H262ZM13 165V166H12ZM92 165V164H91ZM153 165H155V166H153ZM157 165V166H156ZM195 165V166H194ZM211 166L212 167V169L211 170H213V171H215V172H210L209 174H211V175H214V178H212L213 176H209V174H208V170H210L209 168L210 167H208V166ZM213 165V166H212ZM18 166H20V167H18ZM28 166V167H27ZM63 166V167H62ZM155 168L154 169V171H155V175L153 174V168ZM192 166H194V167H192ZM230 166V167H229ZM254 166H255V170L257 169V170H259V168L260 169H262V171H254ZM256 166H259V167H257L256 168ZM38 167H40V169L42 168L41 166H39V164H38ZM150 167V168H149ZM169 167V166H168ZM214 167H217V168H215V170H214ZM247 167H248V169H247ZM0 168V169H1ZM13 168V170L11 171V169ZM62 168V169H61ZM181 168V169H180ZM206 168V169H205ZM236 168V167H235ZM22 169H24V170H22ZM35 168H33L32 169V171L31 172H34V173H38V174H40L41 173V171L39 170V172L38 171H36V170H38L37 168H36V172L35 171H33ZM122 169V170H121ZM148 169H152V171L151 170H148ZM204 169V170H203ZM240 169V168H239ZM247 169V170H246ZM251 169V170H250ZM46 169H44V167H43V170H42V175H43V172H46L45 171ZM55 170V169H54ZM65 170V171H64ZM145 170H148L147 171V173H150V171L152 172V174H148V175H146L147 173L146 172H144ZM169 170L171 171V172H169ZM175 170H176V172H175ZM252 170H253V173H255V175L252 173ZM8 171V172H9ZM179 171V172H178ZM230 171V172H229ZM251 171V173H250V175H252L253 176V178H252V176H248L250 179V181L248 180V178H247V173H249ZM8 172H7V170H6V172L5 173H7L8 174ZM9 172V173H10ZM74 172V171H73ZM146 173V174H142V173ZM200 172V173H199ZM233 172V174H234V172H235V176H233V174H231ZM47 173V172H46ZM46 173H44V174H46ZM237 173V174H236ZM246 173V174H245ZM14 174H16V175H14ZM18 174V175H17ZM31 174V173H30ZM56 174L57 175H59V176H56ZM72 174V173H71ZM122 174V175H121ZM205 174H206V177H209V178H206L205 177ZM21 175V176H22ZM29 175V174H28ZM121 175V176H120ZM149 175H154V177H152V178H149ZM226 175H230V177L232 178H230L231 180H235V179H238L239 178V176L241 175H244L246 178H244V177H240L241 179L240 180H242V179H245L244 181H242V183H239V184H237L238 183V181L236 182V181H234V183H236V184H232V183H230V182H233V181H227V179L229 180V178H225V181L223 182V184H225V185H223L224 187L223 188H225L223 191H226V192H224L223 194H221L220 196H218L219 194H218V192L219 193H222L221 191L222 190H220L222 187V184H221V180L223 181L224 180V177L226 176ZM238 175V176H237ZM21 176H19V177H21ZM29 176H31V179H30V181H32V180H34L35 178H34V174H31V175H29ZM28 176V177H29ZM35 176H37V175H35ZM38 176H41V175H38ZM37 176V177H38ZM71 176V175H70ZM150 176V177H151ZM233 176V177H232ZM255 176V177H254ZM36 177V180L37 179H39V177L37 178ZM65 177H68V175L67 176H65ZM140 177H143V178H140ZM204 177V178H203ZM217 179H216V178ZM236 177V178H235ZM260 177V178H259ZM15 178V177H14ZM34 178V179H33ZM41 178V177H40ZM49 178L50 177H48L47 176V178L45 177V179L47 180V181H49ZM256 178H258V179H256ZM18 179H20V178H18ZM42 179H43V177H42ZM42 179H40L41 181H42ZM65 179V178H64ZM138 179H141L142 180V183H141V181H138ZM172 179V180H171ZM193 179V180H192ZM209 179V180H208ZM211 179H213V180H211ZM246 179H247V182H245L246 181ZM15 180V179H14ZM56 180V179H55ZM55 180H52V181H55ZM144 180V181H143ZM165 180V181H164ZM190 180V181H189ZM192 180V181H191ZM194 180H195V182L196 181H198V184H197V182H196V184L199 186V188L202 186V188L204 189H199V191H201L203 194H204V192L203 191H205V189H209L208 187H212V186H209V185H211V184H213V182H215L216 181V186H218V187H221V188H219V190H217V188L218 187H215L214 185H213V187L212 188H216V190L218 191V192H215L216 194H214V195H217L219 198L218 199H216L215 198V201L214 200H211V202H210V200H209V204L211 203V205L213 204V202H215V205L213 204L212 206H210V210H208V211H206L203 215L206 217V218H204L203 220H204V222H203V224L205 223V224H208L209 226H207V227H205V229L206 228H210L211 226H210V224H213V226L210 228L211 229V231L209 230V233H210V235L212 236V240H209V239H206L204 242L202 241V239L201 238H207L209 235H208V233L206 234L207 235V237H206V235L204 236V234H203V236L201 235L202 233H204L205 231H203L204 229L203 228H201V217L199 218L200 219V221L199 220H197V219H195L194 221H195V223H193L194 221L192 220V222H191V218H189V222L187 223V220H188V218H187V220L184 222L183 220V218L182 217H180L179 215H178V213L176 214V213H174V214H176V215H178L179 216V218H181V219H179V221L180 220H182L183 222H179V224L177 223L178 222V217L177 216H175L174 214H173V212H170L169 211V213L167 212L168 210L167 209H169L170 208V210L172 209V211L173 210H175V209H173L174 207H172L173 206V204H174V198H176L177 199V197H178V199L175 201V202H178V200H179V198L180 197H182V196H179V194L178 193H176L177 191V187L176 186H180L181 187V183L183 184V185H187L188 183H192L191 185H192V187H194ZM202 180V181H201ZM206 180H207V182H206ZM239 180V179H238ZM28 181V180H27ZM29 181V182H30ZM103 181H105V183L103 182ZM136 181V182H135ZM189 181V182H188ZM200 181V182H199ZM209 181L210 182H212V183H209ZM219 181H220V184H221V186H220V184H219ZM229 182V183H227V185H226V183L225 182ZM248 181L250 182V183H248ZM11 182V183H10ZM20 182V183H21ZM87 182H89V181H87ZM217 182H218V184H217ZM241 182V181H240ZM245 182V183H244ZM254 182V181H253ZM258 182V181H257ZM255 183L254 185H256V184H258V183ZM260 182H262V183H260ZM2 183V184H1ZM104 183V184H103ZM134 183H136V184H134ZM140 183V184H139ZM186 183V184H185ZM168 184H170L171 186H175L176 187V189H175V187L173 188V190L171 189V187H169V189H168V187H167V185ZM202 184V185H201ZM205 185V187L207 186V188H204V185ZM231 184V185H230ZM17 185H19L18 187H17ZM102 185V186H101ZM133 185H137V187L135 188V186H133ZM164 185H166V186H164ZM188 185H190V184H188ZM201 185V186H200ZM230 185V186H229ZM253 185V184H252ZM251 185V186H252ZM97 186V185H96ZM197 186V187H198ZM246 186H245V188H246ZM249 187L250 189L251 188H253V187ZM127 187H128V189H127ZM164 187H166V189L164 188ZM190 187V186H189ZM192 187H190V188H192ZM229 187V188H228ZM232 187V188H231ZM248 187H247V189H245V190H248ZM135 188V189H134ZM158 188V189H157ZM160 188H163V189H160ZM190 188H189V193H191L192 192V189H191V192H190ZM222 188V189H223ZM240 188V189H241ZM134 189V190H133ZM157 189V190H156ZM166 191H165V190ZM179 189V188H178ZM239 189V190H240ZM253 189H255V188H253ZM175 190V192H173V193H171L172 194V198L170 199V200H173V202L171 201L170 202V200H169V198L171 197V194H170V192H172V191H174ZM232 190V191H231ZM239 190H237V191H239ZM242 190V189H241ZM240 190V191H241ZM25 191V192H24ZM40 191H41V193H42V198H40V201H38L39 200V197L37 198V193H38V195L39 194H41L40 193ZM169 191V192H168ZM207 191V190H206ZM210 191H212L213 192V190L212 189H209V191H207L209 194L208 195H210ZM230 191V192H229ZM236 191V192H237ZM29 192H30V197H32L31 196V192H33L34 194H36V198H35V195L34 194H32L34 197H32L31 199H29L30 197H28V194H29ZM188 192H186V193H188ZM211 192V195L213 194ZM244 192V193H243ZM246 191H241V192H238V195L240 194V193H243V194H246L245 193ZM249 192V191H248ZM159 193V194H158ZM164 193H167L166 195H164L163 196V194ZM43 194L45 195V196H43ZM178 194V195H177ZM205 194L207 195V193L205 192ZM237 194V193H236ZM235 194V195H236ZM161 196V197H159L158 198V196ZM176 195V196H175ZM189 195V194H188ZM208 195L204 198V199H206L207 197H208ZM210 196L211 198H213L214 199V197L215 196ZM230 195V194H229ZM235 195H234V198L233 199H235L236 197H235ZM157 196V197H156ZM184 196H186V195H183V197ZM205 196V195H204ZM203 196V197H204ZM240 196H242L241 194H240ZM239 196V198L238 199H241L242 197H240ZM23 197H25V199L26 200H23L22 198ZM47 198V200H46V198ZM156 197V198H155ZM210 197H208V199H210ZM227 197L229 198L230 196H228L227 195ZM238 197V196H237ZM244 197V196H243ZM17 198V199H16ZM28 198V199H27ZM38 201H35V199ZM146 200H145V199ZM160 198H162V199H160ZM163 198H165V199H168L167 201V203H169V204H167V203H164L165 201H164V199ZM228 198H226V199H228ZM250 198V199H249ZM20 199V200H19ZM41 199H42V201L44 202H42L41 201ZM208 199H206L205 201L208 203ZM225 199V198H224ZM226 199L224 200L225 201V203H223L222 205H221V208L219 209V206L217 207L218 209H219V211L222 209V208H224V207H228V205L230 204V202H237L236 204L238 205V201H236V199L234 200V201H232L231 199H228L227 200V202H226ZM262 200V203H261V200ZM17 200H19V201H21L22 200V202H17ZM163 200V201H162ZM221 200V201H220ZM256 199H255V201L256 202H258ZM35 201V202H34ZM56 201V203H54ZM161 201V202H160ZM213 201V202H212ZM223 201V202H224ZM228 201H230L229 202V204H228ZM28 202H30V203H28ZM39 202H42V203H39ZM48 202H50L49 204H47ZM220 202V203H219ZM254 202V201H253ZM14 203V204H13ZM17 203H18V205H17ZM53 203H54V205H53ZM156 203V204H155ZM171 203V204H170ZM227 203V204H226ZM231 203V204H232ZM244 203L243 202H241V200H240V205L239 206H237L236 204H234V205H236L235 207L237 208L236 209V211L234 210V208L232 209V210H230V211H227V210H225L226 208H224V209H222L224 212H227L228 213V215H229V217H228V219H227V221L229 220V221H231L232 222V225H233V223H234V221H235V225H237V224H239V222L240 223H242L241 225H244V227H245V224H250V225H248L249 227H247V225H246V227L244 228L243 226V228L246 230V231H244L243 233H242V231L244 230L243 228L241 229V232H240V230H239V228H241V226L238 228V230L239 231H237L236 232V229H237V227H235V226H232V225H230L229 226V221L227 222V221H225L226 220V217H227V215L225 214V213H220L221 215H219V213H218V218L220 219V217L222 216L223 218L225 217V220L223 219V220H221L223 223L221 224L220 222H218V225L217 226H219V223L221 224V226H219V227H222V225L224 224V222H227V224H228V226H227V224L225 225V226H227L226 227V229H227V231L229 232V234H227L228 236L229 235H231L230 233H231V231L232 230H234V227H235V232L236 233H238V232H240V233H242V234H240V235H238V234H236L234 231H233V233H235L234 235L232 234V236H229V237H232V240H233V237H235V235L236 236H239V241H242L243 239H245V238H243L242 236H244V235H246L247 236V238H246V240H243L242 241V243L241 242H239V243H241V244H239V247H238V254L240 253V249L242 250V248H241V246H243V243L245 244V245H248V243L251 241V239H254V241L256 240V243H259V244H261V241H262V239L264 240V238L262 237V235L264 236V221H262V220H264V216H261V215H264V211H259V213L258 214H256V212L255 211H258V210H263V209H260V208H263L261 205H257L256 204V208L258 209H256V208H252V210L250 209V205L251 204H248V207L247 208H249L250 209V211H252L251 212V217H252V220H253V222H255L256 220L254 219V218H260L259 220L262 222V225H260V227H258L259 225H257V224H261V222L258 220V221H256L257 222V224H256V222H255V225L253 224H251V220H249V219H251L250 218V215L249 216H247L248 217V219L246 218V220H245V222L243 221V222H241L244 218H242V216H244L243 214H245V213H247V214H245V216L246 215H248V214H250L248 211L249 210H246V204L244 205ZM252 203V202H251ZM27 204V205H26ZM43 204V206L42 207H40L39 205H42ZM45 204V205H44ZM57 204V205H56ZM58 204H59V206H58ZM225 204V206H223ZM233 204L231 205V206H229V207H234L233 206ZM255 204V203H254ZM254 204H252L251 205V207L253 206L254 207ZM34 205V206H33ZM37 205V206H36ZM47 205V206H46ZM170 206L169 208H168V206ZM15 206V207H14ZM46 206V207H45ZM48 206H50L49 208H48ZM126 206H128V207H135L137 210H133V211H131L132 213H130L128 210H130V209H127V210H125V207ZM139 206H141L143 209H141V210H139V208H141V207H139ZM213 206H215V207H213ZM223 206V207H222ZM258 206V207H257ZM12 207V208H11ZM18 207V208H17ZM33 207V208H32ZM42 209V211H41V209ZM51 207H55L56 208V210H52V209H50ZM127 207V208H128ZM138 207V208H137ZM211 207H213V209H211ZM228 207V208H229ZM239 207V208H238ZM15 208H17V209H15ZM37 208H39V209H37ZM48 208V209H47ZM166 210H165V209ZM37 209V210H36ZM44 209V210H43ZM217 209V210H218ZM244 209L246 210V211H244ZM15 210H16V212H15ZM50 210V211H49ZM139 210V211H138ZM177 210V209H176ZM175 210V211H176ZM215 211V212H218V211ZM254 210V211H253ZM39 211V212H38ZM45 211H47V212H45ZM48 211H49V213H48ZM143 211V212H142ZM174 211V212H175ZM222 211V212H223ZM235 212V214H236V216L234 215V217H236V220H238L239 219V217H238V215L237 214H239V212L240 211H242L239 215L241 216V214L243 213V211L245 212V213H243L242 214V216L240 217L241 219H240V221H237L238 223H236V220H234V221H232L233 219H231L230 217H232V216H230L231 214H229V212L230 213H232V212ZM239 211V212H238ZM133 212H134V214H133ZM143 213L142 215L140 214V216L139 217H142V218H140L139 220L135 217V216H133V215H137L138 213ZM215 212H214V215H215ZM233 212V213H234ZM253 212H255V214L256 215H259V216H255V214L253 213ZM5 213L6 214H8V215H5ZM14 213V214H13ZM162 213V214H161ZM164 213H168L169 215L168 216H165V214ZM172 213V214H171ZM253 213V214H252ZM260 213H261V215H260ZM2 214L0 215V216H2ZM10 214H12V215H10ZM122 214H124V216H126V217H124ZM125 214H128V216H132L131 218L130 217H128L127 215H125ZM130 214V215H129ZM144 214H145V216H144ZM154 214H156V215H154ZM172 215V217H171V215ZM212 214V213H211ZM226 216H225V215ZM122 215V216H121ZM150 215H153L154 217H155V220H154V217L153 216H150ZM164 215V216H163ZM214 215H212L211 217H214V218H217V217H215ZM217 215V214H216ZM9 216V217H8ZM11 216V217H10ZM156 216H158V218H159V216H161V217H163L162 219H164V217H165V219H166V217H171V218H173V221H171L170 223H168L166 220H169V219H166L165 221V224L164 225H166L167 224V226L168 227H165V228H163L164 227V225H163V220L162 219H158ZM203 216V217H204ZM208 216V215H207ZM244 216V217H245ZM253 216H255L254 218H253ZM3 217V216H2ZM128 217V218H127ZM152 217V218H151ZM160 217V218H161ZM209 218H210V215L208 216ZM10 218V219H9ZM12 218V219H11ZM123 218V219H122ZM175 218V219H174ZM209 218H208V220H209ZM233 218V217H232ZM263 218V219H262ZM130 219V220H129ZM142 219L144 220V221H142ZM153 219V220H152ZM177 219V220H176ZM213 219V218H212ZM231 219V220H230ZM262 219V220H261ZM127 220V221H126ZM135 220V221H134ZM142 222H141V221ZM159 220H162L161 222H162V225L163 226H160V223L158 222ZM216 220V219H215ZM247 220H248V222H247ZM146 221H148V223L146 222ZM177 221V222H176ZM217 221L218 220H216V223H217ZM220 221V220H219ZM144 222V223H143ZM197 222H200V224L199 223H197ZM252 222V223H253ZM259 222V223H258ZM143 223V224H142ZM153 223V224H152ZM158 224L159 223V230L160 231H162V228H163V230H164V232H165V234H164V232L162 231V235H159L158 236V234L157 233H161L159 230H158V228H157V226L158 225H156V224ZM173 224V226H171L172 224ZM176 223L180 226V227H182V228H180L178 225L176 226ZM182 223H184V225L182 224ZM191 223H193V224H196L197 226L199 225L200 227H199V229H198V233H197V226L196 225H193V224H191ZM245 223V224H244ZM126 224H128V225H126ZM175 224V225H174ZM181 224L183 225V226H181ZM186 224V225H185ZM188 224L189 225H191V227L189 226L188 227ZM202 224V226H204ZM147 225H149V226H147ZM215 225V226H214ZM223 225V226H224ZM169 226H170V228L172 227V231H171V229L169 228ZM192 226H196L194 229H196L194 232H191V231H193V230H189L190 228H192ZM224 226V227H225ZM253 228H252V227ZM263 226V227H262ZM153 227H154V229L157 231L158 230V232L156 233H153L154 231V229H153ZM162 227V228H161ZM178 227H179V229H178ZM184 227L186 228V230H188V236L187 237H184L183 235H181V234H184V233H186L187 231H185V229H184ZM189 229H188V228ZM229 227L231 228H233V229H229ZM256 227H258V229L256 228ZM91 228H94V229H96L95 231H97L95 234H96V236H97V234H100V232H102L101 230H105L107 233H110V232H112V233H115V234H113L112 235V233H110L109 235L106 233V234H103V235H108V237L109 236H111V237H114V235H115V237L113 238V241H112V238L111 237H109V238H111V240L109 239V241H110V243H109V241H108V237L106 238L105 236V238L106 239H104L103 238V235H98V236H101L100 237V239H98L96 236V241H94L93 240V242H95L91 247H89L88 245H86V244H88V241L89 240H91L90 239V237L89 236H91L92 234H90L88 237H89V239L87 238L86 240H88V241H86L85 242V240L83 239V236H84V238L85 237H87V235H88V232L90 233V230H92ZM97 228H100L101 230H99L100 232H98V230H97ZM144 228H147V229H144ZM168 228L170 229V231L168 230ZM217 228V227H216ZM216 228H215V230H216ZM256 228V230H254ZM260 228V229H259ZM138 229H139V232H137L138 231ZM141 229H143L142 231H141ZM149 229V230H148ZM168 231H167V230ZM175 229V230H174ZM179 230L180 231V229H182L181 230V232H183V230L185 231V232H183V233H181V234H177L176 232H178V231H176V230ZM203 229V230H202ZM124 230H125V232H124ZM128 230V231H127ZM130 230V231H129ZM151 230H152V232H151ZM200 230H202V233L200 234L201 236H199L198 234L200 233ZM214 230V231H215ZM105 231L103 232V233H105ZM120 231H121V233H120ZM166 231H167V233H166ZM206 231H208V229L206 230ZM214 231H213V233H214ZM253 231V235L251 234V232ZM93 232V231H92ZM91 232V233H92ZM134 232V233H133ZM168 232H173V234L171 233V235H170V233L168 234ZM178 235V236H176L175 235V233ZM191 233V235H189L190 233ZM216 232V231H215ZM80 233L82 234V235H80ZM84 233H85V235H84ZM127 233H129V234H127ZM140 233V234H139ZM145 233H146V235H145ZM178 233H180V232H178ZM195 233H197V235L195 234ZM244 233H246V234H244ZM256 233H257V235H256ZM76 234V235H75ZM133 234H135V235H133ZM152 234H153V237H152ZM167 234H168V236H167ZM187 234V233H186ZM194 234H195V236H194ZM251 234V236L252 237H250V236H248V235H250ZM261 234V235H260ZM80 235V236H79ZM119 235V236H118ZM126 235H129V237H131V238H126ZM137 236L136 238H134L133 236ZM138 235H140V236H142V237H144V238H142L141 237V239L139 238L138 239V237H140V236H138ZM165 235V237L167 238V239H169L170 240V238L172 239V242H177L178 240H180V241H182L181 243H180V241H178L176 244H178V243H180L179 244V246H178V248H181L180 250L181 251H176V253H175V250H177L178 248L177 247H175L176 246V244L175 243H172V245H175L174 247L170 244V242L171 241H169V243L166 245L165 244V241L167 242V239H165V238H163V239H161V236H164ZM173 235V236H172ZM176 237H175V236ZM181 235V236H180ZM254 235L258 238L259 236L261 237V239H257L256 237H254ZM259 235V236H258ZM4 236V237H3ZM46 236V237H45ZM93 237H94V235H92ZM91 236V237H92ZM124 236H125V238H124ZM146 236V237H145ZM151 236V237H150ZM183 236V237H182ZM190 236V237H189ZM193 236V237H192ZM245 236V237H246ZM81 237H82V239H83V241H81L82 239H81ZM173 237H175L177 240H175V238H174V240H173ZM193 239H192V238ZM201 237V238H200ZM259 237V238H260ZM3 238H4V240H3ZM78 238H79V240H78ZM101 238H103L102 240H101ZM119 238V239H118ZM132 238H134L135 240H140L141 241V243L139 242V241H137V242H139L140 243V245H139V243H137L135 240H133ZM180 238V239H179ZM182 238V239H181ZM190 238V239H189ZM197 238H200V239H197ZM208 238H211L210 236L208 237ZM249 238H250V241H249ZM47 239V240H46ZM48 239H50L51 240V242H49L48 241ZM98 239V240H97ZM124 239H125V241H124ZM127 239H132L131 241L132 242H134L135 241V243L138 245V246H141V247H139L140 249L142 248V246L143 245H141V244H144L145 242H143V241H147L145 244H147V245H144L143 247H145V248H142V250L143 249H146V246L148 247H151L149 250H148V252L145 250H143L144 252H142V251H140V249H138V248H136V247H138V246H136V244H135V246H134V248H136V249H138V250H134V248H131V247H133L132 245L133 244H131V241H129V240H127ZM144 239V240H143ZM165 239V240H164ZM186 239H188V241L186 240ZM196 239V240H195ZM248 239V240H247ZM52 240H54V241H52ZM127 240V241H126ZM162 240V241H161ZM195 240V241H194ZM258 240V241H257ZM261 240V241H260ZM33 241V242H32ZM98 241V242H97ZM118 241V242H117ZM121 241H122V243H121ZM129 241V242H128ZM191 241V242H190ZM201 241V242H200ZM208 241H210V242H208ZM26 242L28 243L27 245H25L26 244ZM83 242H85L84 243V245H86V246H84V245H82L83 244ZM124 242H128L127 244L125 243V245H127V247L129 248V249H127V248H125L126 246L124 245ZM143 242V243H142ZM162 242H164V243H162ZM187 242H189L188 243V246H189V244L191 243L192 244V246L190 247L189 246V248H188V246H187ZM264 241H262V243H263ZM0 243V244H1ZM9 243H8V245H6V243H4L5 244V246H7V247H4V244H3V247L2 248H4L3 250L5 251V253L4 252H2L3 250H0V254H1V252L3 253V256L5 255V259L8 257L7 256V254L9 255V258H7V260H6V262H5V260H3L4 262H2V259H1V261H0V264H7V263H9V262H7V261H9V259H12V258H10L11 257V255L12 254H17V258H21V259H23L24 257H25V259H28L29 260V262L30 261H32L33 262V260L31 259L32 257H34V261H36V259L38 258V256H37V258H36V255L35 256H30L29 254V256L30 257H28L27 256V254L26 253H22V251H20L22 248H20V249H18V248H16V249H18L17 250V252H16V249L14 248V247H16V246H14V247H12V245L10 244L9 245ZM48 243H49V245H48ZM55 243V246L57 245ZM82 243V244H81ZM101 243V244H102ZM131 244V245H129L128 246V244ZM186 243V244H185ZM212 243V242H211ZM250 243H252V241L250 242ZM254 243L255 242H253L252 244H253V246H255L254 245ZM255 243V244H256ZM22 244V245H21ZM31 245L30 247H27L28 245ZM90 244V243H89ZM154 244V246L156 245L155 243H153ZM162 244H165V245H162ZM259 244H257L256 246H260ZM264 244V243H263ZM263 244H262V250L259 248V247H255L256 248V251L254 250V247L251 249H249L250 250V252L252 253V254H254L253 255V257L256 255L255 253L257 252V250L258 249H260V250H258L259 251V253L262 255V256H259V254H257L255 257L257 258V259H255V257H254V259L252 258V254L249 252V250L247 251V248H249V246H252L251 244L249 245V246H243V250L244 249H246V251L247 252H245V250H244V252H245V254H247L245 257L246 258H248V260H247V262H246V260L244 261L243 259H245L244 257L242 258V257H240V255H242L243 256V254H242V252H241V254H239V257H237V260L239 261V260H241V258H242V260H241V262L239 261V264H243L244 262H245V264H256V262L258 261V259H261L260 257H262V259H264L263 258V256H264V246H263ZM80 245H81V248H79L80 247ZM100 245V244H99ZM122 245H124V248H122V249H120L121 247H122ZM156 245V246H157ZM183 245V246H184ZM213 245H215V244H213ZM11 247L12 249H15V250H13V251H11L10 253H9V251H7V249H5V248H8V247ZM47 246L50 248H47ZM63 246V247H62ZM118 246H120L119 248H118ZM131 246V247H130ZM163 246H164V248H163ZM170 246H171V248H170ZM9 247V248H10ZM85 247V248H84ZM99 246H97V248H98ZM100 247H101V245H100ZM148 247V248H149ZM174 249H173V248ZM245 247V248H244ZM8 248V249H9ZM10 248V249H11ZM91 248V249H90ZM130 248L131 249H133V251H135V255H137V257H138V254H137V252L138 253H143V254H145V255H143L142 256V254H140L141 255V257H139L138 259H139V261H138V259L136 258V256L134 255V253H132L133 251H129L130 250ZM155 249V251L153 252V250L152 249ZM157 248V247H156ZM186 248H185V250H186ZM240 248V249H239ZM11 249V250H12ZM39 249V250H38ZM61 249L63 250L64 249V251L66 252V254L64 253L63 254V252L64 251H62V253H60V251H61ZM81 249H83V250H85V252L84 251H82ZM110 250L112 253H110V251H107L108 253V255L106 254V253H103L105 250ZM117 249H119L120 250V252L117 250ZM125 249H127V251L125 250ZM168 248H166V250H167ZM191 249H190V252H191ZM201 249H202V252H201ZM201 249H194L195 250V252H194V256H193V250H192V253H190L189 254V252L188 251H186L187 252V254H185L184 252V255H187V257L188 258H190L191 259V262L192 263H195L196 261H200L201 259H203V257H204V255L205 254H207L208 256H211V255H209L210 254V252L208 251V252H206L205 251V247L203 248H201ZM79 250L81 251V252H84L83 254L82 253H80L79 252ZM89 250V251H88ZM96 250L97 249H95V252H96ZM170 250H168V251H170ZM179 250V249H178ZM198 250H199V252H198ZM204 250V251H203ZM103 251V252H102ZM116 251H118L117 253H116ZM130 252V254H131V256L129 255V252ZM152 251V252H151ZM163 251V252H164ZM197 251V252H196ZM253 251V252H252ZM263 251V253H261ZM8 252V253H7ZM34 252V251H33ZM33 252L31 253V255L33 254ZM58 252V253H57ZM89 252H91V253H89ZM106 252V251H105ZM171 252H168V254L169 255H167L166 253H167V251L165 252V254L167 255L166 257L168 258V259H166L167 261L169 260V257H170V255H171ZM202 254H201V253ZM255 252V253H254ZM7 253V254H6ZM12 253V254H11ZM36 253V252H35ZM42 253H39V252H37L36 254L38 255L39 254V256H42L43 257V255H40V254H42ZM57 253V254H56ZM60 253V255L58 256V254ZM89 253V254H88ZM100 253H101V255H105L106 257H104V256H102L103 257V259H105V260H103L102 258H100L101 257V255H100ZM103 253V254H102ZM113 253H116L117 255L116 256H111L110 254H113ZM183 253H182V255H183ZM197 253V254H196ZM205 253V254H204ZM258 253V252H257ZM20 256H19V255ZM26 254V255H25ZM63 254V255H62ZM79 254L81 255V257H83V259L81 258L80 259V257H79ZM84 254H86V256L87 257H84ZM154 254V255H153ZM162 254V253H161ZM160 254V255H161ZM164 253H163V256L165 255ZM172 254H173V252H172ZM173 254V255H174ZM191 256V254H192V258L191 257H189V255ZM199 254V255H198ZM250 254H251V256H250ZM34 255V254H33ZM66 255V256H65ZM114 255V254H113ZM122 255H124V256H122ZM132 255H134L135 256V260L133 259V257H132ZM139 255V256H140ZM149 255V256H150ZM173 255H171V256H173ZM178 255V254H177ZM181 255V256H182ZM184 255L182 256L183 257V259H185V260H188V258L186 259V257L184 258ZM197 255V256H196ZM201 255H203V257L201 256ZM213 255V254H212ZM0 256H2V255H0ZM14 256V255H13ZM44 256V257H45ZM48 256L50 257V258H48ZM51 256H53V257H51ZM61 256H63L61 259L60 258H58L57 259V257H61ZM94 256L96 257V256H98V258H99V260L96 262L95 260L96 259H94ZM108 256V257H107ZM109 256H110V259H111V257H114V258H112V259H114L113 261H110L109 262V260L110 259H108L109 258ZM125 256V257H126ZM151 256V258L150 257H148V258H150V259H152L153 258V262H154V260L157 258L158 259V262L157 263H160L159 261V259H162L161 258V256H159V257H156L155 259H154V257H152ZM169 256V257H168ZM178 256H179V258H178ZM177 257L175 256V258L173 259V257L170 259V261L171 260H179L181 257H180V254L178 255ZM196 256V257H195ZM198 256L200 257V258H198ZM238 256V255H237ZM15 257V256H14ZM26 257H28V258H26ZM67 258V259H65L66 261H64V258ZM69 257V258H68ZM79 257V258H78ZM118 257V258H119ZM132 257V258H131ZM166 257H164L163 258V260L166 258ZM194 257V258H193ZM202 257V258H201ZM252 259H251V258ZM3 258V257H2ZM17 258H15L16 260H18ZM31 260H30V259ZM41 257H39V260L40 261H43L42 260V258L40 259ZM72 258H73V260H72ZM97 258V259H98ZM141 258V259H140ZM143 258V259H144ZM178 258V259H177ZM198 259V260H196V259ZM239 258V259H238ZM14 259V258H13ZM12 259V260H13ZM45 259V258H44ZM52 259V260H53ZM80 259V261H78V260ZM106 259H108L107 261H106ZM111 259V260H112ZM132 259V260H131ZM156 259V260H157ZM182 259V260H183ZM193 259V260H192ZM195 259V260H194ZM262 259H261V264H264V260H263V262H262ZM20 260V259H19ZM52 260H51V262H52ZM53 260V261H54ZM57 260V261H56ZM71 260V261H70ZM75 260V261H74ZM88 260H86L85 262H83L84 264H89L88 263ZM166 260H164L165 262H161L162 264H165L166 263ZM184 260V261H185ZM214 260H216V259H209L208 261H209V264H218V261L216 260V261H214ZM251 260V261H250ZM14 261V260H13ZM23 262H21V261H19V263H21V264H23L24 262H25V260H22ZM37 261H38V259H37ZM135 261V263H133ZM137 261H138V263H137ZM142 261V260H141ZM144 261V260H143ZM142 261V262H143ZM147 261V258H146V260H145V262ZM150 261H152V260H148V262L146 263V264H149V262ZM162 261V260H161ZM195 261V262H194ZM16 262V261H15ZM18 262V261H17ZM27 262V261H26ZM25 262V263H26ZM29 262H27L28 264H29ZM81 262V263H82ZM94 262V263H93ZM102 262V263H101ZM107 262V263H106ZM116 263V264H119V263ZM140 262V263H139ZM153 262H151L150 264H154ZM180 262H182V261H180ZM188 262V261H187ZM189 262H190V260H189ZM201 263H202V261H200ZM211 262V263H210ZM11 263H13L14 264V262H11ZM11 263H9V264H11ZM19 263H16V264H19ZM24 263V264H25ZM35 263V262H34ZM33 263V264H34ZM37 263V262H36ZM42 262H39L38 261V263L37 264H41ZM43 263V264H44ZM47 263V264H48ZM58 263V264H59ZM157 263H155V264H157ZM183 263V262H182ZM197 263V262H196ZM259 263V261H258V263L257 264H260ZM30 264H32V263H30ZM50 264V263H49ZM141 264H143V263H141ZM145 264V263H144ZM199 264V263H198ZM202 264H205V262H203ZM206 264H208V262H206Z\"/></svg>","mask_w":264,"mask_h":264},{"label":"bare ground","instance_id":"bare-ground-1","mask_svg":"<svg viewBox=\"0 0 264 264\" xmlns=\"http://www.w3.org/2000/svg\"><path fill=\"white\" fill-rule=\"evenodd\" d=\"M184 1L186 2V1H188V0H184ZM195 1H197V3L199 4V5H198V4L196 3V5H198V6H197V7H198L197 10H199V9H204V10L206 11L207 9L210 8L211 10L209 11V13H210V12H217V11H218V12H217L218 16H221V15L223 14V12H221V11H225V10H226L225 7L227 8V6H226V4H225V7H223L224 10H222V9H223V8H222L223 5H219L221 2H223V1H225V0H214V3H212L213 0H211V1H210V2L212 3L211 5H209L210 2H209L208 0H205V1L208 3V4L206 3V5H204V4H205V1H204V0H195ZM256 1L258 2V0H256ZM256 1H254V0H252V1H251V0H229V3L231 2L230 4H232V5H230V4L228 3V4H229L228 7L230 8V7H233V6H234V8H233L234 11H232V10H231V11H230V10H227V11H230V12H231V15H230L229 13H227V14H225L226 17L223 16V15H222V17L228 18V17L230 16L231 19H232V17H233L232 14L235 13V14H233V15H234V20H237V19H238V20H237L238 23L234 22V24L230 25L229 21H231V20L227 21V20L230 19V18H228L227 20L225 19V22H226V23L228 22L226 25H227L228 27H230V29H229L230 32L228 33L227 30H226L225 32H227V33L230 34V35H228L225 39H224V37L221 38V36H220L221 34H220V35H217V38L220 36V39H218L220 42H222V41L225 42V43H220V44H222V45H220L221 49H219L220 47L217 48V47H216L217 45H215L214 48H213L214 50L211 49L212 51H214V52H212V53H215V54H211V53H210L211 51H208V53L206 52V53H204V54H203L202 52H200V50H199V51H195V52H197L196 55H198V56H202V57L204 56V57H203V61H204V62L207 61V60H210V61H207V62H210V63H211V61H212V63H214L213 65H214L216 68L218 67V66H216V65H219V66L221 65V66H222L223 62H225V63H224V67H225V68L220 66V67H221V68H220L221 70L219 69V70H220V73H221V76H225V77H224V78L222 77V82H221L222 85H221L220 87H218L217 92L220 93L219 95H222V94H221V93H223L222 88H224L225 91H226L227 93H228V92L230 93V98H229V100L225 102V101L222 99V100H223L222 103L224 104V105H223V104L221 103L220 98H219V102L222 104V105H221V104L218 103V101H216L217 99H214L215 97H214V98L211 97L210 94L207 95V92H206L207 88H206V87L202 86V87H203V90L205 89V90H204L205 92H204V91L202 90V87L199 86L198 88H200V90H202L203 93H205L206 95L203 94L202 91H200V90H198V89L196 88L195 90L199 91V94H198L197 91H196L197 96H199V95L201 96V95L203 94L204 96L202 95L201 98H203V97L206 96L207 98H206V97H205V98L208 99L209 96H210L209 99H211V100L208 99L207 102H204V99H205V98L202 100V99L200 98V96H199V97H196V94H195V93H194V95H193V92H195V90L193 91V89L195 88V87H193V86L196 84V81L194 82L193 80H191V82H193L194 85H192V83L189 81V83L191 84V85H190V84L188 83V81H187L186 79H184V80H186V82H184L185 84L183 83L184 85H182V86H183L184 89H185V87H187V86H188V88H186V89H185L186 91H185V90H183V88L181 89V87H180V89L178 88L179 90H181V92H180V91L177 89V87H176V90H174V92H175L174 94H175L176 97H177V95H178V96L182 95V101H183L184 103H181V104H184V105H185V103H186V105H185L186 107L183 106V107H184V108H183L182 105H181L180 103H179V104H177V103L175 104V103H174L175 105L173 104L174 106H172V107L176 108V109H175L176 112H178V114L180 115V117H181V119H182V120L180 119V121H185V120L187 119L186 121L188 122V124H187L186 121L184 122V124L188 125V126H187L188 129H187V128H184V127H186L185 125H182V126H183V127H182V130H183L184 132H185V129H187L185 133H183L182 130H180V128H181L180 126H178L179 129H177V123H176V121H178V120H176L175 118L179 117V115H178L177 113H175V112H174V113H175V115H174V113H173V110H174V109H172V108H171V111H170V112H172V114H171V113H170V114H169V113L167 114V115H171V118H172V119L170 118V116L164 115V114H166L165 112H168V110H167V111H164V110H165V109H168V108H165V109L163 110L162 115L160 114L161 112H160L159 110L156 111V113H155L154 111H152L153 113L150 111V112L146 113V115H144V116H145L144 119H145V118H146V120L148 119L150 122H152V124H154V123H153L154 121H156V120H158V119H160V118L162 117V118L160 119V121L158 120L159 122L157 123V125H155V124L153 125L155 128H156V127H157V128H159V127L161 128V126H160L159 124H161V125H162V128H163V127L165 126V123H166L167 126L165 127V129H163V130H165L166 133H168V131H169V133H170V132L173 133V132L176 131L175 129H177V130H179V133H180V131H181V133H183V134L176 135V136L174 137L173 135H175V133H176V134H179V133L176 131V132L173 133L172 135H171V133H170V135H168V136L166 135V137H169V138H167V139H166L165 136H163L164 133H162V134L160 133L159 136H155V137H154V134L151 133V132H153V131H152L153 128H152L151 130L149 129V131H151L150 134H152V135L149 134V135H148V138H152V137H153V139L147 140L148 138H144L145 136H144V137H143V136H142V137L140 136V138L142 139V141H140V140H141L140 138H139V140H137V139H138L137 134L141 133L140 135H144V134H142V133H143V131L145 130V128H148V127L151 128L152 124L149 123L148 120H147L146 122H148L149 124L146 123V122L144 123V121H143L144 119H143V118H140V119H142L141 121H143L144 124H148V126H147V125H144V124L142 125V123H141L139 120H137L136 117H134V119H133V120L131 119V120H132L133 122H135L134 120H136L137 122L139 121L140 124H139V123H138V124H139L140 126H143V129H142V127H140V126H138V128L136 129V127H137V126H136V127L134 128V130H137V131H139V132L136 133V132L133 130V133L131 134V136L133 135V136H132L133 139L135 138V136L137 137V138H135V140H136V143L138 142L137 145L139 144L138 147H139V149H140V152H142V149H144V148H148V147H149V148L151 147V148L154 149L155 151L162 152V151H165V150L168 149V147H167L168 145H171V144H185L186 141H187L189 138H193V136H195L197 133H204L205 130H206V131H209V132H210V130L216 132V131H218L220 128L222 129V127H221V125H220V124H221L220 122H223V120H221V118H223V117L225 118V119H224V122H225V120L228 121V120L230 119V115H231L230 113H231L232 111L235 110V109H234V101H235L237 98H239V95H240V94H242V92H241V90H239V88H236L235 91H234V90L232 91L231 88H232V87H236L239 83L242 82L243 84H242V86H241V89H242L243 93H245L244 90H246V89H245V85H244V83H246V82L249 83V81H247L248 79H249L250 81H251V80L255 81V80L257 79V78H255V77H258V76H261V75H262V73H260L259 71L264 70V69H263V68H264V65H263L264 62H262V60H261L262 63L259 62V54H260L261 51H260V49H258L260 45H261V47H262V45H263V44H260V45H259V41L261 42V40H262L261 38H262V37L264 38V36H263V34H264L263 31H264V30H263V31L261 30L262 28H264V25H261V24H264V23L257 22V24H258V25H257L258 28H259V27H260V28L262 27V28H261V29L259 28V29H260V30H259V33L257 32V36H258V37H257V39H255V42H254L253 39H254L255 36H256V34H255L256 32H254V31H256V30H258V29H257V28H256V30H255V28H254V29H251L250 24H249V23H250L249 20H250V18H251L250 16L252 15V14H250V13L252 12V11H250V9H251L252 6L256 5V3H257ZM16 2H17V0H16ZM18 2H19V3H18ZM18 2L15 3V4H17V5L20 4V6H21V4L23 3L22 6H21V7H23V8H24V6H25V8H26V4L28 3L26 0H22V1H21V0H18ZM151 2H152V1H151ZM151 2H150L149 0L146 1L145 4L143 3V4H144L143 7H145V8H146V7H149L150 4H151ZM154 2H155V0H154ZM163 2H164V1L162 0V2H161V3H162V6L164 5ZM185 2H184V3H185ZM227 2H228V1L226 0V3H227ZM260 2H261V3H260ZM262 2H263V0H260V1L257 3L258 5H257V6H254V7L252 8V10L255 11V13H254V11H253L252 13H254L255 15L258 14L257 11H259V9L257 8V9H258V10H257V9H255V8L258 7L259 5L261 6ZM13 3H14V2H13ZM159 3H160V2H159ZM161 3H160V4H161ZM181 3H182V4H180V6L183 5V7H184L185 5H189V4H187V3H185V5H184L183 0H182ZM253 3H254V5H252ZM259 3H260V4H259ZM15 4H14V5H15ZM176 4H177V3H176ZM263 4H264V2H263ZM263 4H262V5H263ZM17 5H15V6H17ZM11 6H13V4H12ZM15 6H14V7H15ZM156 6H157V5H156ZM162 6H161V8H162ZM180 6H174V7H176L177 10L179 9V10H181V11L183 12V7H180ZM189 6H190V5H189ZM189 6H188V7H189ZM191 6H192V4H191ZM191 6H190V7H191ZM194 6H195V5H194ZM194 6H193V7H194ZM220 6H221V8H219ZM14 7H13V8H14ZM157 7H158V6H157ZM159 7H160V5H159ZM164 7H165V6H164ZM199 7H200V8H199ZM216 7H217L218 9H217ZM11 8H12V7H11ZM13 8H12V12H13ZM94 8H97V7H94ZM165 8H166V7H165ZM212 8H213V9H212ZM259 8H260V7H259ZM15 9H16V8H15ZM19 9H20V8L17 7V10H19ZM21 9H22V8H21ZM147 9H148V8H147ZM147 9H146V10H147ZM155 9H156V7H155ZM186 9H187V8H186ZM189 9H190V8H189ZM227 9H228V8H227ZM22 10L24 11V9H22ZM92 10H94V9L92 8ZM158 10H160V8H158ZM162 10H164V9H162ZM179 10H178V12H179ZM204 10H201V11L203 12ZM261 10H263V13H262V15H263V16H262V19H264V6L261 7ZM14 11L17 13L16 10H14ZM19 11H20V10H19ZM23 11H22V13H24V12L26 11V9H25L24 12H23ZM94 11H95V10H94ZM97 11H98V10H97ZM97 11H96V12H97ZM99 11H100V9H99ZM99 11H98V12H99ZM113 11H114V10H113ZM205 11H204V12H205ZM15 12H14V13H10L11 15H9V19L6 18V22H7L8 20H10L11 17H13V19H14V16H15L14 14H15ZM20 12H21V11H20ZM91 12H92V11H91ZM96 12H94V14H95ZM102 12H103V11H101L100 13H102ZM104 12H105V11H104ZM147 12H148V11H147ZM162 12H163V11H162ZM162 12H159V13H162ZM164 12H165V11H164ZM182 12H181V13H182ZM184 12H186V10H184ZM202 12H201V13H202ZM204 12H203V15H204ZM207 12H208V10L206 11V13H207ZM220 12H221V14H220ZM232 12H233V13H232ZM256 12H257V14H256ZM157 13H158V12H157ZM159 13H158V14H159ZM199 13H200V12H199ZM225 13H226V11H225ZM19 14L22 15L21 13H19ZM144 14H145V13H144ZM212 14H213V13H212ZM215 14H216V13H215ZM219 14H220V15H219ZM12 15H14V16H12ZM20 15H19V16H20ZM168 15H169V14H168ZM168 15H167V14H161V15H159V17H162V18H164V19H166V20L168 21L167 18H170V16H168ZM209 15H210V14H209ZM209 15H208V16H209ZM17 16H18V15H17ZM19 16H18V17H19ZM25 16H26V14H25ZM83 16H84V18L86 17L85 15H83ZM137 16H138V15H137ZM137 16H136V15H133L132 12H130L129 10H127V11H125V10H121V11H117V12H115V11H114V12H105V14H103L101 18H102V19H105V18H108V17H109V18L112 17V18H114V19H122V18H123V20H124V18H125V19H128L129 21H131L132 24H135L136 21L139 19V17H137ZM157 16H158V15H157ZM201 16H202V15H201ZM210 16H211V15H210ZM235 16H236V17H235ZM7 17H8V15H7ZM21 17H22V18H21ZM21 17H20V19H21L20 21H19V19H17L18 21H17L16 23H14V28H12V29L16 30L15 33H17V34H21V35L23 34V35H24V34L26 33V32L23 33V29H24V28L26 29V27H25L26 24H24V23L27 22V21H26L27 19L24 20V17H23V16H21ZM80 17H81V16H80ZM87 17H88L89 21H91V18H89L88 15H87ZM87 17H86V18H87ZM140 17H141V16H140ZM213 17H214V16H213ZM222 17H221V18H222ZM25 18H26V17H25ZM143 18H144V16H143ZM208 18H209V17H208ZM221 18H220V25H222V23H224V21H223L224 18H223L222 20H221ZM235 18H236V19H235ZM15 19H16V18H15ZM144 19H145V18H144ZM157 19H158V18H157ZM160 19H161V18H160ZM218 19H219V18H218ZM243 19H245V20L247 19V21H249L248 24L246 23L247 25H249V28H247V25H246L245 23H244L245 25H244V24H241V23L239 24V22H241V20H243ZM11 20H12V19H11ZM80 20L83 22V19H80ZM84 20H85V19H84ZM92 20H93V18H92ZM155 20H156V19H155ZM166 20H163V21H166ZM74 21H75V19H74ZM169 21H170V20H169ZM243 21H244V20H243ZM243 21H242V23H243ZM262 21L264 22V20H262ZM13 22H14V21H13ZM13 22H12V23H13ZM76 22H77V21H76ZM79 22H80V21H79ZM79 22H78V25H79ZM82 22L80 23L79 30H78V27H77V29H76V31L78 30L77 32L79 33V36H78L79 40H80L81 42L84 41L85 45L87 44V45H91V46H93L94 43H96L97 41L100 42V40H99V39H95V37H94L95 35H93V32H95V29L93 28V29H94V30H93V29L91 28L92 31H90L91 29H89V30L87 31V29H88V28H87V27H88L87 24H88V23H87L86 21H84L83 23H82ZM91 22H92V21H91ZM139 22H140V20H139ZM139 22L137 21V23H139ZM149 22H150V21H149ZM159 22H160V21H159ZM72 23H73V22H72ZM84 23H87V24H84ZM93 23H94V22H93ZM93 23H91V24H93ZM137 23H136V24H137ZM173 23H174V22H172L171 24H173ZM260 23H261V24H260ZM8 24H9V23H7L6 26H7ZM158 24H159V23H158ZM236 24H237V25H236ZM238 24H239V27H238ZM259 24H260V25H259ZM76 25H77V24H76ZM84 25H85V26H84ZM235 25H236V26H235ZM241 25H243V26H241ZM4 26H5V25H4ZM73 26H74V25H73ZM92 26H93V25H92ZM92 26H91V27H92ZM143 26H144V25H143ZM146 26H147V25H146ZM150 26H151V25H150ZM82 27H83V28H82ZM89 27H90V25H89ZM93 27H94V26H93ZM98 27H99V26H98ZM152 27H153V25H152ZM218 27H219V26H218ZM218 27L215 26V28L212 30V32L215 31V33L218 34V33H217V32H218V31H217V30H218ZM240 27H241V29H240ZM8 28H9V26L6 27V30H7ZM10 28H11V27H10ZM10 28H9V30H10ZM74 28H75V27H74ZM86 28H87V29H86ZM99 28H100V27H99ZM143 28H144V27H143ZM143 28H142V27L137 28V29L135 28V29H134L135 31H133L134 34H132V37H133V35H135V36H134L135 39H136V42H135V43H138V45H137V44H136V45L139 46V47H142L143 49H144V48H147V49H149V50L152 49V51H155V52H156L157 49H159V51L157 50L158 53H159V52H163V53H164L165 48H166V47H165V44H166V46H167V43H166L167 41H166V40H169V39H167V37H165V35H164V38H162V37H163V36H161L162 34H160V36L157 35V34H156L155 36H154V35L150 36V34H149L150 31H148L150 28H147V27H146V29H143ZM220 28H221V27H220ZM12 29L10 30V33H11ZM85 29H86V30H85ZM121 29H122V28H121ZM227 29H228V28H227ZM232 29H233V30H232ZM239 29H240V30H239ZM9 30H7V31H9ZM224 30H225V26H224ZM234 30H236V31L234 32ZM237 30L240 31V36H238V35H239V31H237ZM249 30H252V31L250 32ZM85 31H87V32H85ZM147 31H148V32H147ZM166 31H167V33H168V30H166ZM166 31H165V33H166ZM219 31L222 32V31H223L222 28H221V30L219 29ZM231 31H232V32H231ZM72 32H73V31H72ZM77 32H76V33H77ZM145 32H146V33H145ZM160 32H162V31H160ZM197 32H198V30H197ZM204 32H205V31H204ZM225 32H224V33H225ZM233 32H234V33H233ZM15 33H14V34H15ZM73 33H74V32H73ZM78 33H77V34H78ZM165 33H164V34H165ZM215 33H214V34H215ZM232 33H233V34H232ZM237 33H238V34H237ZM261 33H262V34H261ZM17 34H16V35H17ZM70 34H71V33H70ZM77 34H76V35H77ZM148 34H149V35H148ZM151 34H152V33H151ZM251 34H254V36L252 35L254 38H253L252 36H250ZM259 34H260L262 37H260ZM166 35H167V34H166ZM222 35H223V34H222ZM231 35H232V36H231ZM236 35H237V36H236ZM22 37H23V36H22ZM124 37H125V40H124L125 43L123 44V45H124V46H123V49H124V51H126V50L129 49V46H130V45L127 46V40H128L129 38H131V37L128 38V37H127V34L124 35ZM159 37H161V38L164 39V40H162V39L159 38ZM228 37H230V40H229ZM231 37H232V38H231ZM259 37H260V40L258 39ZM74 38H76V37H74ZM99 38H100V37H99ZM165 38H166V39H165ZM100 39H101V38H100ZM135 39H134V40H135ZM160 39H161V40H160ZM226 39H227L228 42L226 41ZM76 40H77V39H76ZM170 40H171V39H170ZM170 40H169L168 42H169V43L171 42L170 44L173 45V44H172L173 41H170ZM256 40H259V41H258V46H257V47H255V46L252 47L253 45L251 46L250 43H251V42L256 43ZM124 41H123V42H124ZM128 41H130V39H129ZM163 41H164L165 44L163 43ZM165 41H166V42H165ZM229 41H230V42H229ZM263 41H264V39H263ZM74 42H75V41H74ZM176 42H177V41H176ZM176 42H174V44H175ZM84 43H83V44H84ZM132 43H133V42H132ZM160 43H161V44H160ZM169 43H168V44H169ZM182 43H183V42H182ZM227 43H228V44L231 43V44H230V45H231V48L233 47V48L231 49V51H229V48H230V47H228L229 45H228ZM232 43H233V44H232ZM253 43H251V44H253ZM262 43H263V42H262ZM129 44H130V43H129ZM163 44H164V45H163ZM176 44H177V43H176ZM224 44H226V45H224ZM106 45L108 46V44H106ZM160 45H163V46H160ZM178 45H179V44H177V47H175V48L173 47L174 49H173V48H170V49H169V48H168L169 46H168L166 49H167V50L169 49V50L172 51L173 53L175 52V53H174L175 55H174V54H171V52H170V54H168V53H169V50H168V51L166 50L167 53H164V54L166 55L165 57H167V55H168V57H169V56H170V57H171V56H174L173 58H174V60H175V59L177 58V55H180V54H182V55H183V54L186 55V52L189 53V51H190V49H191V48H190V43H188V42L185 43V42H184L183 47H180V46H178ZM232 45H233V46H232ZM234 45H235V46H234ZM254 45H255V44H254ZM98 46H99V45H98ZM181 46H182V44H181ZM222 46H223V47H222ZM263 46H264V45H263ZM76 47H77V46H76ZM82 47H83V46H82ZM88 47H89V46H87V48H88ZM127 47H128V49H127ZM133 47H134V45H133ZM161 47H162V49H161ZM171 47H172V46H171ZM225 47H226V48H225ZM249 47H251L252 49H251V50L249 49L248 52H247V49H248ZM215 48H217V49H215ZM239 48H242V49L244 50V52H243V50L241 49V50H239V52H243V53H245V54L242 53L243 56L240 57V58H238V57H237V58L232 57V56H234L235 54L241 56V54H240L239 52H238L239 54L237 53V51H238ZM253 48H254V50H253ZM256 48H257V49H256ZM89 49H90V48H89ZM91 49H92V48H91ZM103 49H104V48H103ZM107 49H108L107 47L104 49V52H105V53H104V55H105V56H104L105 61L103 60V62L106 64V66H107V68L109 69V72H110V73L105 74L104 77H100V79H101V78H103V79L105 78L104 80L101 79V81H100L101 83L99 82V83L102 84V85L104 84L105 81H107V80L109 81V80L113 79V78L116 76V73H117V72H121V70H120V66H119V65H115V62L113 63L112 60H109V61H108V59H107V61H106V58H108L107 56H108V52H109ZM134 49H135V48H134ZM153 49H154V50H153ZM155 49H156V50H155ZM160 49H161V50H160ZM227 49H228V51H229L230 53L226 51ZM92 50H95V49L93 48ZM110 50H111V49H110ZM130 50H131V49H130ZM162 50H164V51H162ZM173 50H174V51H173ZM216 50H218V51H216ZM224 50H225V52H227L228 56H227L226 53H222V52H224ZM257 50L259 51L258 53H257ZM142 51H143V50H142ZM150 51H151V50H150ZM249 51H250V52H249ZM251 51H252V52H251ZM22 52H23V51H22ZM146 52H148V51H146ZM177 52H178V53H177ZM179 52H180V54H179ZM191 52H192V50H191ZM191 52H190V53H191ZM204 52H205V51H204ZM143 53H144V51H143ZM151 53H152V55H154V54L157 55V52H156V53L151 52ZM153 53H154V54H153ZM255 53H256V54H255ZM21 54H22V53H21ZM137 54H138V53H136V52H134L133 54H132V53L130 54L131 58H128V60L126 61L127 63L125 64L127 67L134 66L135 64L138 63V62H137V61H138L137 58H138V56H139L140 54H138V55H137ZM144 54H145V53H144ZM148 54H149V53H148ZM176 54H177V55H176ZM201 54H203V55H201ZM210 54H211V55H210ZM221 54H224V55L221 56ZM225 54H226V55H225ZM25 55H27V53H26ZM158 55H159V54H158ZM184 55H183V59H184ZM205 55H206V56H205ZM257 55H258V58H257ZM262 55L264 56L263 51H262ZM262 55H261V57H262ZM14 56H15V55H14ZM16 56H17V55H16ZM16 56H15V57H16ZM96 56H97V55H96ZM96 56H95V57H96ZM102 56H103V55H102ZM145 56H146V54H145ZM145 56H144V57H145ZM149 56H150V55H149ZM154 56H155V55H154ZM161 56L163 57V55H161ZM175 56H176V57H175ZM219 56H220V57H219ZM25 57H26V56H25ZM97 57H98V56H97ZM147 57H148V56H147ZM155 57H157L158 59H160V56H155ZM185 57H186V56H185ZM226 57H227V58H226ZM235 57H236V56H235ZM261 57H260V58H261ZM13 58H14V57H13ZM23 58H24V56L22 55V58L20 57L18 60L21 61V63H23L24 59H25V60L27 59V58H24V59H23ZM99 58H100V57H99ZM110 58H111V57H110ZM140 58H141V57H140ZM149 58H150V57H149ZM149 58H148V60H149ZM163 58H164V57H163ZM171 58H172V57H171ZM171 58H170V59H171ZM173 58H172V59H173ZM218 58H219V59H218ZM225 58H226V59H225ZM232 58H233V59H232ZM253 58H255V59H253ZM14 59H15V58H14ZM20 59H21V60H20ZM22 59H23V61H22ZM101 59H102V58H101ZM142 59H143V58H142ZM142 59H141V60H142ZM150 59H151V58H150ZM152 59H154V58H152ZM152 59H151V60H152ZM172 59H171V60H172ZM181 59H182V58H181ZM186 59H187V58H186ZM186 59H185V61H189V60H186ZM223 59H224V61L222 62ZM256 59H257V60H256ZM18 60H15V61L13 60V61H12V59H11V64H14V66L16 65V66L14 67V69H15V68H16V69L13 71V69H12V65L9 64V65L11 66L12 71H13L9 76L5 75V73H2V71H0V73H1V77H2V74H4V76H7V78H5V77H4V78H1V77H0V79H2V80H0V84H1V83L3 84L4 82H6V83L4 84V87H5V85H6V87L8 86V89H9V91H10V92H8V95L10 94L9 97L11 96V97L13 98V96H12L11 94H12V92H14V90H16V93H17L16 95H18V97H19V98H17L18 100L11 99V97H10V100H11L10 102H12V103L15 102V103L17 104V102L20 101V102L22 103L21 105L19 104L20 106H19V105H18L17 107L11 106V107L9 108L10 103H9V106H8L7 103H4V102H3L2 104H3L4 107H5V105L8 106V108H7L8 111H7L5 108H3V109L5 110V111H4V110L2 109L3 106L0 107V109L3 110V112H0V154L2 155V157L0 158V160H2L3 157H9V158L11 157L10 159H12L13 156H14V158H15V157L20 158V155H21V154H24V153H25V152H24L25 150H26V154H27V152L29 153V152H33L34 150H36V151L39 150V149L36 148V147H35L36 149L34 148L33 150H30V151L27 150L28 148H24V149H22L23 145H22V143L20 142V141L23 140V139H22L23 137L20 136V135H22V134H23V135L25 134V136H24V138L26 137V138H25V140H26L25 142H27V140H28V142H30V143H32L31 141H35L36 138H39L38 136H36L37 134H39V136L42 138V140L44 139L43 142L45 141V143H46V141H47L46 146H47L48 143H49V144H55V143H56V145H58V144H62V147H61V145H60V149H62L63 147H67V146H68V147H67V148H68V151H70V152H73L71 149H75V152H74L75 154H74V155H78V154L76 153V151L79 152V153H82V152L79 151V149L76 150L77 148L72 147L74 143L76 144V143H78L79 141H81V142H82V145H84V143H87V142H86V139H87V138L89 139L92 135H93V136H97V137L99 136V134H100L101 136L104 135V133H103L104 131L102 132V130H104V129L106 130V129H107L106 126H107L108 124H110V122L112 121V119H113V117H114V114H112V115L110 114V116H109V115L107 114V112H105L106 114H105V113H102V112L105 111V110L102 111L103 108H100V113H99V115H97V116H95V117H94V114H93V113H89V112H88V114H89L88 117L90 118V120H89V118L87 117V118H88L87 121H86V122L83 121V122H84V125H83V123H82V125L80 124V125H79V128H77L78 125H75V126H77V127H76L77 129H76V128H75V129H76V130L79 129L78 132H77V131L73 128V127H75V126H73V125L77 123V122L75 121V118H76V116L78 115V112H79V114H80L81 111H83L82 107H81V106H78L77 103H74V104L71 103V104L69 105V104L61 103V102H59V101H58V102H57V101H54L55 99H54L53 101H48V100H47V96H46V94H47V93H46V90L41 86V84L38 85L39 83H38L37 81H35V82H37V84H35L34 81H32L31 79H29L30 77H31L32 79H34V78H33V74H31V76L28 77V80H29V81L31 80V81H30V82H29V81L26 82V80H25V76H26V73L28 72V71H27L28 69L26 68L25 65L28 66V61L26 60V61H27V64H26V61H24L25 63H24L23 65H22V64L19 65ZM99 60H100V59L97 58V61H99ZM144 60H145V59H144ZM144 60H143V61H144ZM148 60H147V61H148ZM162 60L164 61L165 58L162 59ZM162 60H161V61H162ZM174 60H172V61H173V62H176V61H177V60H175V61H174ZM178 60H179V58H178ZM229 60H231V61H229ZM9 61H10V60H9ZM152 61H154V60H152ZM161 61H158V62H161ZM163 61H162V62H163ZM179 61H180V60H179ZM220 61H221V63H220ZM15 62H16V63H15ZM100 62H101V60H100ZM141 62H142V61H141ZM141 62H140V63H141ZM148 62H150V60H149ZM218 62H219L220 64H219ZM256 62L258 63V65H257V64L255 65ZM29 63H30V65H33L32 63H34V62H32V63L29 62ZM98 63H99V62H98ZM98 63H97V64H96V63H93V64H96V67L98 68V66H97ZM101 63H102V62H101ZM104 63H102V64H104ZM176 63H177V62H176ZM179 63H180V62H179ZM181 63H182V61H181ZM201 63H202V62H201ZM212 63H211V64H212ZM215 63H216V65H215ZM253 63H254V64H253ZM145 64H147V63H145ZM251 64H253V65H251ZM259 64H260L261 66H260ZM2 65H3V64H2ZM7 65H8V64H7ZM18 65H19V66H18ZM21 65H22V66H21ZM99 65H100V64H99ZM141 65H143V63H141ZM141 65H140V66H141ZM178 65H179V64H178ZM180 65H181V64H180ZM89 66H90V64H89ZM121 66H122V65H121ZM136 66H137V65H135V67H136ZM144 66H145V65H144ZM146 66H147V65H146ZM181 66H182V65H181ZM250 66H252L253 68L255 67V68H254L255 72H257V71L260 69V70L257 72L258 75H256L257 73H256V74L254 73V74H255V75H253V76H254V79H253V76H252L253 73L251 72V71L253 70V68L250 67ZM256 66H258V67H256ZM5 67L8 68L9 66H5ZM5 67H4V69H2V70H4V71L6 70V71H5L6 74H7V71L10 73V71H9L7 68L5 69ZM35 67H36V65L34 66V70H35ZM91 67H92V66H91ZM93 67L95 68V65H94ZM116 67H119L118 69H116L117 71L115 70ZM138 67H139V63H138ZM142 67H143V66H142ZM259 67H260V68H259ZM261 67H262V69H261ZM30 68H33V66H32V67L30 66L29 69H30ZM97 68H95V69L92 68V69H93L94 71H96V72L98 71V74H99L100 72H103V69H102V68H98V70H97ZM218 68H219V67H218ZM223 68H224V69H223ZM250 68H251L252 70H251ZM256 68H259V69L256 71ZM9 69H10V68H9ZM101 69H102V71H101ZM129 69H130V68H128V70H129ZM30 70H31V69H30ZM99 70H100V72H99ZM122 70H123V69H122ZM126 70H127V68L124 69V71H126ZM222 70H224V71H222ZM250 70H251V71H250ZM35 71H36V70H35ZM114 71H116V73H114ZM124 71H122V72H124ZM29 72L31 73V71H29ZM32 72H33V70H32ZM36 72H37V71H36ZM36 72H35V74H34V77H35V75H36ZM224 72H225V73H224ZM261 72H263V71H261ZM33 73H34V72H33ZM96 74H97V73H96ZM153 74H156V72L153 73ZM222 74H225V75H222ZM248 74H249V76H248ZM250 76H252V78H251ZM246 77H247V78H246ZM249 77H250L251 79H250ZM35 78H36V77H35ZM192 78H193V77H189V79H192ZM259 78H260V77H259ZM259 78H258V79H259ZM193 79H194V78H193ZM245 79H246V80H245ZM258 79L255 81L256 83H255L254 85L252 84V83H254L253 81H252V83L250 82V83L252 84L251 86H254V87H255L256 85H258V84L260 83L261 88H262V90H263L262 84H264V81H263L264 77H263V79H261V82H262V83L259 82ZM3 80H4V81H3ZM35 80H37V79H35ZM62 80H63V79H62ZM184 80H183V81H184ZM31 82H32L33 84H31ZM198 82H199V81L197 80V83H198ZM257 82H259V83H257ZM28 83H30L31 85H28ZM59 83H60V82H59ZM99 83H98V85H99ZM186 83H188V84H186ZM250 83H249V85H250ZM7 84H8V85H7ZM60 84H62V83H60ZM64 84H66V83H64ZM64 84H62V87H63ZM68 84H69V83H68ZM177 84H178V83H177ZM98 85H94V86H92V87L95 88V89H99V88L101 89V87H99ZM185 85H186V86H185ZM260 85L257 86V87L259 88ZM66 86H68V85H66ZM71 86H72V85H71ZM74 86H75V85H74ZM74 86H73V87H74ZM177 86H178V85H177ZM180 86H181V85H180ZM190 86L193 88L192 90H190ZM197 86H198V85L196 84V87H197ZM251 86H249V87H251ZM263 86H264V85H263ZM6 87H5V89H7ZM57 87L59 88V86H58L56 83H52L51 81H48V86H47V88H48L49 91H51L52 93L55 94V93L59 92V91L57 90V89H58ZM60 87H61V86H60ZM68 87H69V86H68ZM249 87H247V89H248ZM0 88H3V86L0 85ZM258 88H257V89H258ZM3 89H4V88H3ZM74 89H77V88H74ZM252 89H254V88H252ZM252 89H251L250 91H252ZM257 89H256V90H257ZM259 89H260V88H259ZM259 89H258V90H259ZM12 90H13V91H12ZM77 90H78V89H77ZM182 90H183V91H182ZM189 90H190V91H189ZM254 90H255V89H254ZM254 90H253V91H254ZM258 90H257V92H258V93H259V92L261 93L262 90H259V91H258ZM7 91H8V90H7ZM177 91H178V92H177ZM0 92H2L1 94L4 95L3 93H4L5 91L3 92V90L1 89ZM188 92H191V93H190L191 96H189ZM200 92H201L202 94H201ZM177 93H178V94H177ZM186 93H187L188 95H187V97H184L183 95L186 94ZM254 93H255V92H254ZM258 93H257V94H258ZM171 94H173V93H171ZM224 94H225V93H223V95H224ZM16 95H15V96H16ZM23 95H24V97H23L24 99H22V100H23V101L27 100V101H29L31 104H29L27 101H25V102L21 101V98H20V97H22ZM25 95H26L27 97H25ZM250 95H251V94H250ZM255 95H256V94H255ZM5 96H7V94H6ZM15 96H14V98H15ZM170 96H172V95H170ZM170 96H169V97H170ZM185 96H186V95H185ZM188 96H189V97H188ZM193 96H195L197 99L200 98V99H198V102H197V100H196ZM252 96H254V95L252 94ZM256 96H257V95H256ZM258 96H260V94H259ZM0 97H1V95H0ZM16 97H17V96H16ZM176 97H175V99H176ZM190 97L193 98L194 100H193V99H190ZM260 97H262V96H260ZM263 97H264V96H263ZM25 98H27V99H25ZM140 98H141V100L144 99V98H142V97H140ZM172 98H173V97H172ZM177 98L179 99L178 102H180V100H181V96H180V98H179V97H177ZM254 98H255V97H254ZM254 98H253V99H254ZM4 99H5V98L2 99V97L0 98L1 101H3ZM19 99H20V100H19ZM136 99H137V98H136ZM138 99H139V98H138ZM162 99H164V98H163V97L160 98V100H162ZM170 99H171V97H170ZM175 99H174V100H175ZM183 99H185V101H184ZM188 99H190V100H188ZM206 99H205V100H206ZM151 100H153V98H152ZM195 100H196V101H195ZM256 100H257L256 102L259 103V102H260L261 100H263V99H261V100L259 99V100H260V101H259V100H258V97H256ZM143 101H145V100H143ZM175 101H176V100H175ZM182 101H181V102H182ZM187 101H192V102H190V103L188 102V103H189V104H188ZM201 101H202V103H205V104H202ZM210 101H211L214 105H212V103H210V105H212V106H207V105H209L208 102H210ZM8 102H9V101H8ZM196 102H197V103H196ZM263 102H264V100H263ZM23 103L26 104V105H24ZM150 103H151V102H150ZM150 103H149V104H150ZM156 103H157V102H156ZM200 103H201L202 106L205 107V108L199 106ZM215 103H216V104H219V105H221V106H223V107H221V106L219 107V105H216ZM27 104L29 105V107H28ZM144 104H145V103H144ZM146 104H147V103H146ZM187 104H188V105H187ZM259 104H260V103H259ZM261 104H262V103H261ZM73 105H74V106H73ZM159 105H160V104H159ZM179 105H181L182 109H181V107H180ZM30 106H31V107H30ZM176 106H177V107H176ZM178 106H179V108H180L181 110L178 108ZM257 106H258V104H257ZM257 106H256V107H257ZM259 106H260V105H259ZM75 107H77V109H76ZM79 107H80V108H79ZM90 107H91V106L86 107V108H85L86 111H87V108H88V110H90ZM150 107H151V105H148V108H150ZM199 107H200V109H199ZM260 107H261V106H260ZM151 108H152V107H151ZM169 108H170V107H169ZM186 108H187V109H186ZM191 108H192V109H191ZM201 108H202V109H201ZM177 109H179V110L177 111ZM184 109H185V110H184ZM255 109H256V108H255ZM79 110H81V111H79ZM92 110H93V107H92ZM96 110H98V109L96 108ZM96 110H94V111H96ZM169 110H170V109H169ZM200 110H201L202 112H203V110H205V115H206V118H207V119H206V122H204L205 124H204L203 126H201V125H202L201 123H203V122H201V120H202L201 118H203V117L205 116V115H201V118H199V120H198V121H200L201 123H200V122L195 123V125L197 126V127H196V126L193 124V121L196 122V120L198 119V118L196 119V116H198V113L200 112ZM77 111H78V112H77ZM84 111H85V110H84ZM84 111H83V112H84ZM161 111H162V110H161ZM186 111H187V112H186ZM194 111H196V115H195V117L193 116L195 113H194V114L191 113V112H194ZM198 111H199V112H198ZM235 111H236V110H235ZM259 111H260V109H259ZM98 112H99V111H98ZM157 112H158V117H159V118H157V115H156L155 118H154V120L149 119V118H153V117H151V116H154L155 114H157ZM159 112H160V113H159ZM85 113H87V112H85ZM151 113H152V115H151ZM190 113H191V116H190ZM232 113H233V112H232ZM257 113H258V109H257ZM159 114H160V115H159ZM181 114H182V115H181ZM203 114H204V113H203ZM229 114H230V115H229ZM258 114H261V113H258ZM80 115H81V114H80ZM80 115H78V116H80ZM85 115H86V114H85ZM91 115H93V116H91ZM185 115H187V116L189 115V116H188V117L186 116V117H187V118H186ZM234 115H235V114H234ZM112 116H113V117H112ZM163 116H167V117H165L166 119H165ZM183 116L185 117V119H184ZM199 116H200V114H199ZM199 116H198V117H199ZM231 116H232V115H231ZM142 117H143V116H142ZM189 117H190V118H189ZM191 117H194V118H191ZM257 117H258V116H257ZM77 118H79V117H77ZM77 118H76V119H77ZM81 118H83V117H81ZM81 118H80V119H81ZM156 118H157V119H156ZM173 118H174V119H173ZM227 118H229V119L227 120ZM238 118H239V117H238ZM240 118H241V117H240ZM84 119H86V118H83L82 120H84ZM155 119H156V120H155ZM162 119H163V120H162ZM191 119H195V120H191ZM77 120H79V119H77ZM171 120H172V121H171ZM203 120H204V119H203ZM180 121H179V122H180ZM189 121L192 122V124H193L194 126H193V125L190 126V125H189V124H190ZM239 121L242 122L243 120H242V121H241V120H237V123H238ZM81 122H82V121H81ZM81 122L78 121V123H81ZM162 122H163V123H162ZM169 122H171V123H169ZM173 122H175V123H173ZM240 122H239V123H240ZM244 122H245V121H244ZM244 122H242L244 125H243L242 123H241L242 125L240 124V128H241L242 126H244V127L246 126V127H245V131H246V129L248 128L247 131H248V132H251V129H250L251 126H250V124H247V123H248V122H247L246 125H245ZM78 123H77V124H78ZM86 123H87V124H86ZM155 123H156V122H155ZM180 123H181V122H180ZM199 123H200L201 125H200ZM235 123H236V122H235ZM163 124H164V125H163ZM170 124H171L173 127H172ZM173 124L176 125V128L174 129L175 131H173V130L170 129V128H174V127H175V125H173ZM198 124H199V125H198ZM223 124H225V123H223ZM86 125H87V127H86ZM168 125H169V126H168ZM178 125H179V124H178ZM82 126H84V127L86 128V130L83 131V129H82L83 127H82ZM223 126H224V125H223ZM248 126H250V127H248ZM29 127H30V128H29ZM47 127H48L49 129H48ZM167 127H170V128L167 129ZM226 127H227V126H226ZM226 127H225V128H226ZM15 128H16V129H17V128H18V129L20 128V129H22V130L20 131V129H19V132H20V133H17ZM31 128H33L34 131L37 132V133L35 134L34 131H33V132H32L33 134L28 135V132L26 133V129L31 130ZM155 128H154L153 130L156 131V132H155V134H156V133H157V128H156V129H155ZM160 128H159L158 130L163 131L162 128H161V129H160ZM183 128H184V129H183ZM237 128L240 129V128H239V125H238ZM237 128H236V129H237ZM242 128H243V127H242ZM252 128H253L254 130H257V128H259V127H257V128L252 127ZM13 129H15V132L18 134V135L16 136L17 139H16L15 136H14L15 143L19 140L18 143L15 144V148L18 146V149H19V151H20V146L22 145V147H21V151H20V152H19L18 149L16 148L15 154H14L13 156H12V155H11V156H8V153H9V152H7V150H6L7 147H6V146L9 147V149H8V148H7V149H8V151H11L10 154H13V153H14V150L12 151V149H11V147L13 148V146L10 147V145L5 144L4 142H1V141H3V139H4V140L8 139V137H10L11 139H13V138H12L13 135H12V136H8V135H11L10 132H11V130H13ZM81 129H82V131H81ZM141 129H142V130H141ZM221 129H220V130H221ZM230 129H231V128H230ZM243 129H244V128H243ZM243 129H242V130H237V132H235V135H236V133H237V136L233 138L234 140H233V139L231 140V141H232L231 143H233V146H235V147L230 146V149H231V150H230L229 147L227 146V147H228V152H229V150H230V151H232V153H230V154L227 155V156H230V157L225 156L226 159L229 158V159H227L228 162H226V163H229V162H230L231 164L234 163L233 165H235L232 171H234V170L236 171V169H237L236 172L238 173V171L240 170V171H239L240 174L245 172V171H244V172H241V171L244 169V167H243L242 170H241L242 164H240V165L238 164V163H239V158L241 159V158H243V156L245 157V152H246V151H245V150H246L245 147H248V146H246L245 144H247V145L250 146V148H247V152L249 151V152H248V153H249L248 156H251V157H248V156L246 155V158H244V161H243V159H241V162L243 163V166H247L246 164H248V165H250V166H248V167L251 168L253 165H255V161H256V160H258L259 158H261V157L264 156V155H263V156H260V157L258 156V155H261V154L264 153V150H263V149H264V148H263L264 146H262L264 143H263L262 145H261V142H259L260 144H259V143L257 144V142H258V141H257V138L260 139V137H258V136H259V135H258V134H259L258 130L255 131V132H258V133H256V134L258 135V136L256 135L257 138L254 136V131H252L253 134L250 133L252 136H251L250 134H249V136H247V134H246V136H245L246 139H245L244 137H242V135H243V133H244V135H245V133H248V132H239V131H244ZM249 129H250V131H249ZM253 129H252V130H253ZM261 129H262V128H261ZM73 130H75L77 133H76V132L74 133ZM100 130H101V131H100ZM146 130H147V129H146ZM146 130H145V135L148 133V131L146 132ZM262 130H263V129H262ZM17 131H18V130H17ZM172 131H173V132H172ZM21 132H22V133H21ZM23 132H24V133H23ZM100 132H102L103 135H102V133H100ZM131 132H132V131H131ZM131 132H130V133H131ZM158 132H159V131H158ZM163 132H164V131H163ZM224 132H227V130L224 131ZM229 132H231V131H229ZM229 132H228V133H229ZM261 132H263V134H262V139H263V138H264V131H261ZM9 133H10V134H9ZM12 133H14V132H12ZM153 133H154V132H153ZM216 133H217V132H216ZM241 133H242V134H241ZM34 134H35V135H34ZM135 134H136V135H135ZM223 134H224V133H223ZM223 134H222V136H223ZM226 134H227V133H226ZM226 134H225V135H226ZM240 134H241V135H240ZM260 134H261V133H260ZM26 135H27V136H26ZM110 135H112V134H109V135H108V133H107V136H108V137H109ZM157 135H158V133H157ZM225 135H224V137H225ZM244 135H243V136H244ZM28 136H30V139H31V140H30V139H27ZM32 136H33V138L36 136V138L33 140V139H32ZM88 136H89V137H88ZM101 136H99V137H100V140H103L104 142H106V140L109 141V147H111V148L108 147V148H109L108 150H110V153H109L110 158H109V160H108V158H107V159H106V158L104 159V158H103L104 156H103V157L101 156V157H98L99 160L97 161V156H96L95 158H93L94 160L92 159V163H90V164H88V165L86 164V166H84V165L82 166V164H80V163H79L80 165L77 164L78 166H80L79 169L81 168V171H80V170H79V171H78V170L75 171V168H74V167L76 166V165H75L74 167H72L73 170H68V171H70V172H68V174L65 173L64 175H61V176H63V177H61V179H59V178H58V179H57V178L52 179V177H51V175H52L53 177H55L53 173H54V171L57 172L58 170H56V169H57V167H58V169H59L60 166H56V168H54L55 170L53 169L52 166H51V167H52V170H50L51 167H50V168L45 167V166H48V163H50V162H51V164H53V166H54V164L57 162V159H58V157L55 158L56 152H55V154H53V151H56L57 149H55V150H53V151L51 152V153H52L51 156L54 155V157H52V158L50 157L51 159H49L48 157L46 158V156H47L46 153H47L48 151H49V152L51 151V150H50V147L47 148L48 146H50L49 144H48L47 147L44 146V148L47 149V150L44 149L45 151H44L43 154H45V156H44V155L42 154V152H41L40 154H42L44 157L42 158L41 155L39 154V156H40L42 159H41L39 156H38V157H39L41 160L38 159V160H39V161H38V160L35 159V160H36V164H37L36 166H37V167L32 166V165L30 164V165L32 166L30 170L32 171V169L35 168V169L33 170V171H35L36 168H37L38 170H36V171L39 172V170H40V171H41V173L39 172L40 174H38V173H34V172H31V171L29 172V171H27V169H26V171H25L24 169H22V170H24V172H22V173H24V174L22 175L21 173H19V175L17 174L18 176H14V177H15V178H14L13 175H12V173H13L16 169L11 173V172L9 171V168L6 167L5 164H3V167H5V170L3 169V172H1V173H2V175L5 174V177H4L5 179H7V177H8L7 175L11 174L10 177L12 176V178L10 179V178L8 177V178H9V179H8V182H9V180H12V181L14 182V181H16V179H17V182H19V185H22V187H23L24 184H22L21 179H22V181L24 182V181H25V180H24V176L26 175V176H25V177H26V184L29 183V184H30V188H31V189H29V188H28V189H27V188L25 189V188L23 187V189L26 190V193H27L28 191H31V190H32V191L34 190V193H35V192L37 191V190L35 191V189H37V188L39 187L38 190H41V189H42L43 192L48 196L50 202H51V200H53L54 197H56V199H58L60 196L62 197V195H63V193H64L63 190H64L65 188L68 189L70 192H73L74 195H77V196L86 193V189H87V193H88V191H89L88 189H90V187H93V188H94V187H100V184H99V183H100V182L102 183V180H104L106 176H108V175H112V174L114 175V174L116 173V171H117L118 168L123 167V166H121V164H123L126 160L128 161V158H131L130 155L128 154V152H127L126 150H125L126 154L124 153V154H125V157L121 155L123 152L119 153L121 150L119 151V149H117V148H119V145L117 144V143H118V142H117L118 140H117V138L115 139V136H113L114 138H112V136H111V138H109V140L107 139L106 134H105L106 139H105V138L103 139L104 136H103L102 139H101ZM231 136H233V135H231ZM240 136H241V137H240ZM253 136L256 138L255 141H253V140H254L253 138H252L253 140L251 139V137H253ZM21 137H22V138H21ZM86 137H87V138H86ZM97 137H96L95 139H97ZM146 137H147V136H146ZM158 137H159V139L156 140V138H158ZM163 137H164V140H163ZM171 137H172V139H170ZM173 137H174V138H173ZM239 137H240V139L243 138V140H244L245 142H242V139L240 140ZM85 138H86V139H85ZM92 138H93V137H92ZM237 138L240 140V142L238 141ZM249 138H250V139H249ZM14 139H13L12 141H14ZM20 139H22V140H20ZM39 139H40V138H39ZM82 139H85V141H82ZM145 139H146L147 141H145ZM161 139H162V140H161ZM165 139H166V140H165ZM236 139H237V140H236ZM247 139H248V142H247ZM40 140H41V139H40ZM40 140H39L38 142H40ZM42 140H41V141H42ZM251 140H252V142L255 143V144H254V143H253V144H254V146H255L256 148L259 147V146L261 145L260 148H259L258 150L253 146ZM48 141H49V142H48ZM87 141H88V140H87ZM89 141H90V140H89ZM97 141H99V138L97 139ZM143 141H144V142H143ZM237 141H238V142H237ZM249 141H250L251 143H249ZM263 141H264V139H263ZM28 142H27V143H28ZM35 142H36V141H35ZM81 142H80V144H81ZM104 142H103V144H105ZM235 142H236V143H235ZM23 143H24V142H23ZM36 143H37V142H36ZM40 143H41V142H40ZM71 143H73L72 146H71L72 148L69 147V145H70ZM107 143H108V142H106V144H107ZM234 143H235V145H234ZM238 143H241V144H238ZM242 143H243V145H242ZM244 143H245V144H244ZM248 143H249V144H248ZM18 144H19V145H18ZM24 144H25V143H24ZM80 144H78V145H80ZM122 144H123L124 146H128L130 143H129V141H127V140H123V143H122ZM224 144H225V141H224ZM236 144H237V147H236ZM256 144H257V145H256ZM5 145H6V146H5ZM78 145H75V147H77ZM31 146H32V145H31ZM36 146H37V145H36ZM51 146H54L53 148H56L55 145H51ZM177 146H178V145H177ZM222 146H223V145H222ZM224 146L226 147V145H224ZM238 146H239V147H238ZM2 147H3L4 149H2ZM33 147H34V146H33ZM78 147H79V146H78ZM175 147H176V146H175ZM227 147H226L225 149H227ZM231 147H232V148H231ZM251 147H252L253 149L255 148L257 151H256L255 149L253 150ZM261 147H262L263 149H262ZM69 148H70V149H69ZM80 148H82V147H80ZM166 148H167V149H166ZM243 148H244V150H243L244 152L241 151ZM51 149H52V148H51ZM60 149H59V150H60ZM178 149H179V147H178ZM234 149H235V150H234ZM236 149H237V150H236ZM248 149H249V150H248ZM261 149H262V150H261ZM1 150H3V152H7V155L1 153ZM22 150H23V151H22ZM59 150H58V151H59ZM80 150H81V149H80ZM220 150H221V148H220ZM223 150H224V149H223ZM239 150H240V151H239ZM259 150H260V152H259ZM17 151H18V153H17ZM36 151H34L33 155L36 154V153H35ZM68 151H67V153H69V155L66 154L67 157L70 156V154H71V153L68 152ZM226 151H227V150H225L224 152L226 153ZM251 151H254V152L256 151V153H261V154H256V153L251 152ZM261 151H262L263 153H262ZM12 152H13V153H12ZM21 152H22V153H21ZM65 152H66V150H65ZM65 152H64V150H63V153H65ZM224 152H223V154H224ZM236 152H237V154H236ZM242 152H243L244 155L242 154ZM19 153H21V154H20V155H16V154H19ZM51 153H50V154H51ZM144 153H145V152H143L142 155H143ZM221 153H222V152H221ZM238 153H239V154H238ZM250 153H251V154H250ZM48 154H49V153H48ZM232 154H233V155H232ZM241 154H242L243 156H242ZM3 155H4V156H3ZM27 155H28V154H27ZM31 155H32V154L30 153V154L28 155V158H30ZM33 155H32V156H33ZM63 155H65V154H63ZM72 155H73V154H71V156H72ZM192 155H194V154H191V156H192ZM231 155H232V156H231ZM235 155H236V156H235ZM252 155H253V157H252ZM256 155H257V156H256ZM18 156H19V157H18ZM21 156H22V155H21ZM189 156H190V155H189ZM189 156H188V157H189ZM223 156H224V155H223ZM233 156H234L233 159H235V160L232 159ZM237 156H238V157H237ZM241 156H242V157H241ZM255 156H256V157H255ZM38 157H37V158H38ZM123 157H124V158H123ZM188 157H187L186 159H188ZM210 157H211V156H210ZM210 157H209V159H210ZM220 157H221V156H220ZM14 158L12 159V162H13ZM31 158H32V157H31ZM33 158H34V157H33ZM101 158H103L104 160H100ZM247 158L250 159V161L248 160L247 162L250 163V162L253 161L254 163H253V164H252V163H251V164L247 163V162H246ZM252 158H253V159H252ZM254 158H256V159H254ZM257 158H258V159H257ZM7 159H8V158H7ZM10 159H9V160H10ZM46 159H48L49 162H48ZM52 159H54L53 162H52ZM95 159H96V163H95ZM148 159H149V158H147V160H148ZM194 159H195V158H194V156H193V157H192V161H194ZM206 159H207V157H206ZM223 159H224V158H223ZM245 159H246V160H245ZM263 159H264V158H263ZM9 160H8V163L12 164ZM15 160H17V159L15 158ZM42 160H43V161H42ZM45 160L47 161V164H46V161H45ZM55 160H56V162H55ZM130 160H131V159H130ZM190 160H191V159H190ZM198 160H199V159H198ZM201 160H202V159H201ZM203 160H204V159H203ZM236 160H238V162H237ZM251 160H252V161H251ZM254 160H255V161H254ZM32 161H34V160L32 159ZM41 161H42V163L45 162V164L43 163V165H41V164H42V163L40 164ZM93 161H94L95 164L93 163ZM155 161H156V160H155ZM186 161H187V160H186ZM188 161H189V159H188ZM192 161H191V162H192ZM195 161H196V160H195ZM195 161H194V162H195ZM231 161H233V162H231ZM5 162H6V161H5ZM54 162H55V163H54ZM148 162H149V161H148ZM191 162H189V163H191ZM202 162H203V161H202ZM235 162L239 165V168H240V169H239L238 166L235 164ZM241 162H240V163H241ZM244 162H246L245 165H244ZM261 162L264 163V161H262V159H261ZM261 162L259 163V161H258V162H256V163H259L260 166H262V168H263L264 165H263ZM2 163H4V160H3V162H1V164H2ZM13 163H14V162H13ZM15 163H16V162H15ZM26 163H27V162H26ZM29 163H30V162H29ZM165 163H167V164H165ZM192 163H193V162H192ZM195 163H196V162H195ZM195 163H194V164H195ZM213 163H215V162H213ZM1 164H0V165H1ZM17 164H18V163H17ZM38 164H39V166L42 167L41 169H40V167H38ZM51 164H49V166H50ZM91 164H92V165H91ZM146 164H148V163H146ZM154 164H155V163H154ZM170 164H171V163H170ZM201 164H202V163H201ZM203 164H204V163H203ZM207 164H208V162H207ZM231 164H230V165H231ZM261 164H262V165H261ZM18 165H19V164H18ZM21 165H22V164H21ZM44 165H45V166H44ZM55 165H56V164H55ZM58 165H59V164H58ZM151 165H152V164H151ZM164 165H165V167L167 166L168 169H172V167H173V168L176 167V163L174 164L173 162H172L171 165H168V162L166 161V162H164ZM177 165H178V164H177ZM192 165H193V164H192ZM196 165H197V163H196ZM213 165H214V164H213ZM213 165H212V166H213ZM251 165H252V166H251ZM256 165H258V164H256ZM12 166H13V165H12ZM153 166H155V165H153ZM156 166H157V165H156ZM168 166H169V167H168ZM194 166H195V165H194ZM194 166H192V167H194ZM240 166H241V167H240ZM1 167H2V165H1ZM1 167H0V168H1ZM18 167H20V166H18ZM27 167H28V166H27ZM43 167H44V169H46L45 171H46L47 173H46V172H43V175H42ZM62 167H63V166H62ZM76 167H77V166H76ZM151 167H152V166H151ZM177 167H178V166H177ZM177 167L174 168V169H177ZM208 167H210V168H209L210 170H208V171H209L208 174H209L210 172H215V171L211 170L212 167H211L210 165H209ZM229 167H230V166H229ZM235 167H236V168H235ZM248 167H247V169H248ZM257 167H259V166H256V168H257ZM149 168H150V167H149ZM152 168H153V167H152ZM155 168H156V167H155ZM155 168H153V171H154ZM215 168H217V167H214V170H215ZM61 169H62V168H61ZM180 169H181V168H180ZM205 169H206V168H205ZM247 169H246V170H247ZM253 169H254V171L257 170V169L255 170V166H254ZM263 169H264V168H263ZM1 170H2V168L0 169V171H1ZM6 170H7V172L9 171L10 173H9V172H8V174L5 173ZM12 170H13V168L11 169V171H12ZM17 170H18V169H17ZM17 170H16V171H17ZM47 170H48V171L50 170L49 172H52V173H50L51 175H50V174L48 175L49 172H48ZM121 170H122V169H121ZM148 170H151V171H152V169H148ZM148 170H145V171L143 170V171L147 173ZM172 170H173V169H172ZM203 170H204V169H203ZM244 170H245V169H244ZM250 170H251V169H250ZM259 170L262 171V169H260V168H259ZM259 170H257V171H259ZM36 171H35V172H36ZM64 171H65V170H64ZM73 171H74V172H73ZM151 171H150V173H147V174H146V173L143 172L142 174H146V175H148V174H152L153 171H152V172H151ZM169 172H171V171L169 170ZM175 172H176V170H175ZM178 172H179V171H178ZM229 172H230V171H229ZM1 173H0V175H1ZM3 173H4V174H3ZM14 173H17V172H14ZM30 173H31V174H34V178H35V179L33 178L34 180H32V181H30V179H31V176H29V175H31ZM44 173H46V174H44ZM71 173H72V174H71ZM154 173H155V171L153 172V174H154ZM199 173H200V172H199ZM215 173H216V172H215ZM237 173H236V174H237ZM250 173H251V171H250L249 173H247V178H248V180L250 179L248 176H252V175H250ZM252 173H253V170H252ZM252 173H251V174H252ZM28 174H29V175H28ZM216 174H217V173H216ZM231 174H233V172H232ZM234 174H235V172H234ZM234 174H233V176H235ZM238 174H239V173H238ZM245 174H246V173H245ZM253 174L255 175V173H253ZM14 175H16V174H14ZM21 175H22V176H21ZM35 175H37V176H38V175H41V176H38L39 179L36 180V177H37V176H35ZM67 175H68V177H65V176H67ZM70 175H71V176H70ZM113 175H112V177H113ZM121 175H122V174H121ZM121 175H120V176H121ZM154 175H155V174H154ZM154 175H152V176L149 175V178L154 177ZM19 176H21V177H19ZM28 176H29V177H28ZM47 176L50 177V178H49V181H47V180L45 179V177L47 178ZM56 176H59V175L56 174ZM150 176H151V177H150ZM209 176H213L212 178H214V175L209 174ZM233 176H232V177H233ZM237 176H238V175H237ZM255 176H256V175H255ZM255 176H254V177H255ZM0 177L3 178V176H0ZM38 177H37V178H38ZM40 177H41V178H40ZM42 177H43V179H42ZM109 177H110V176H108V179L111 178V177H110V178H109ZM205 177H206V174H205ZM229 177H230V175H229V176L226 175V176L224 177V180H223V181L221 180V184H222V186H221L220 181H219V184H220V186H221L222 188L224 187L223 185H225V184H223V182L225 181V178L227 179V178H229ZM240 177H244V178H246L244 175H242V176L240 175L239 178H238L239 180H238V179H235V180L233 179V180H234V181L237 180V181H238L237 184L242 183V181H244L245 179L240 180V179H241ZM1 178H0V179H1ZM18 178H20V179H18ZM64 178H65V179H64ZM106 178H107V177H106ZM140 178H143V177H140ZM154 178H155V177H154ZM203 178H204V177H203ZM206 178H209V177H206ZM215 178H216V177H215ZM230 178H231V177H230ZM230 178H229V180L227 179V181H229V182H230V181H233V180H231L232 178H231V179H230ZM235 178H236V177H235ZM252 178H253V176H252ZM252 178H251V179H252ZM259 178H260V177H259ZM5 179L0 180V181L3 182ZM14 179H15V180H14ZM40 179H42V181H41ZM55 179H56V180H55ZM108 179H105V181H106V180L108 181ZM216 179H217V178H216ZM251 179H250V180H251ZM256 179H258V178H256ZM263 179H264V178H263ZM27 180H28V181H27ZM52 180H55V181H52ZM171 180H172V179H171ZM192 180H193V179H192ZM192 180H191V181H192ZM208 180H209V179H208ZM211 180H213V179H211ZM250 180H249V181H250ZM29 181H30V182H29ZM87 181H89V182H87ZM105 181H103V182L105 183ZM107 181H106V182H107ZM138 181H141V183H142V180H141V179H138ZM143 181H144V180H143ZM164 181H165V180H164ZM189 181H190V180H189ZM189 181H188V182H189ZM201 181H202V180H201ZM227 181L225 182L226 185H227V183H229V182H227ZM234 181H233V182H230V183H232V184H236V183H234ZM237 181H236V182H237ZM240 181H241V182H240ZM249 181H248V183H250ZM253 181H254L255 183L258 181V182H257L258 184L254 185L255 183H254ZM253 181H252V183H251V185H252V184H253V185L251 186V185L249 184V187L251 186V187H253V188H255V189H253V188L250 189L248 186H246L247 183L245 184L246 188H245V186H243V188H241V186L244 185V184H241V186H237V187H236V188H238V187H239V188L236 189V190L234 191V194H233L232 192H230V191H229L230 193H228V191H227V192H226V191H223L226 187L222 189L221 187L216 186V181H215V182H213V184H211V185H209V186H212V187H213V185H214L215 187H218L217 190H219V188H221L220 190H222V191H221L222 193H219L220 191L218 192V191L216 190V188L208 187L209 189H212V190H213V192L210 191V195H208L209 193L207 192V191H209V189H205V191H203L204 194H203L201 191H199L200 188H201V189H203V188H202V186H201L202 184L200 185L201 187L199 188V186H198V185H199V184H198V181H196L197 184H198V185H197L196 182H195V180H194V182H195V183H194V184H195L194 187H192V185H193L192 183H188V184H190V185H188V184H187V185H183V184H182L183 182H182V183L180 184L181 187H180V186H176V187H177V190H176L177 192H176V193H178L179 196H182V197L179 198L178 202H175V201L178 199V197H177V199H176V198H174V199L172 198V194H171V193L175 192V190L172 191V192H170L171 197L169 198V200H170L171 198L174 200V204H173L172 207H174L173 209L176 208L177 210L175 209L176 211H175V210L172 211V209L170 210V208H169L170 206L167 205L168 208H169V209H167V210H168L167 212L169 213V211H170V212H173V214L177 212L178 215L184 219V220H183L184 222H185V221L187 220V218H188L187 223L189 222V218H191L190 220H191V222H192V220L194 221L195 219H197V220L200 221V219H199L200 217H201V221H200V222H201L202 224H203L204 220H205L206 222H208V224L210 223V222H209L210 220H211V223H213V221H214V223H215V225H216L217 228H216V227H212L213 224H210V226L213 228L212 233H211V232H210V233L214 236V237H213L214 240L211 241L212 243H211L210 241H208V242H210V243H209V244L207 243V244H205V245L203 246V244L205 243L204 241H205L206 239L212 240V236H211L210 233H209V230L211 231L212 228L210 227L211 229H210V228H206V229H205V227L209 226L208 224H205L206 222L203 224L204 226H202V224L200 225L201 228L204 229V230H203V229H202V230L205 231V232L202 233V230H200V233H199L198 235H199V236H201V235L203 236V234H204V236H205V235L208 233V235H209L211 238H208L209 236L207 237V235H206L207 238H201V237H200V238L202 239V241L204 240V241H203L204 243H202V246L200 245V247L195 248V246L199 243L198 240H196V239H195L196 241H195V240H194V241H195L197 244H195V242H192V243H194L195 246H192L191 243L189 244V246L191 245L192 247H194L193 249L189 248V246H188V243H189V242H187V246H188V248H189L188 250H187V248L185 247L186 245H184V244H183L184 246H183V245H180V246H179V244L182 242V241H180V240H178V241H180V243L176 244L178 241H177V242L175 241L176 243H175V242H172V239H171L172 237H171L170 240H169V239H167V238L165 237V235H164V236H161V239H163V238L167 239V242L165 241V244H166V245L169 243V241H171V242H170L171 245H172V243H175V244H176V246H175V245H172L173 247H174V246L177 247V248H178V246H179V247H181V246L184 247V250H183V248L181 247V248H182V253H183V252L185 253L186 251H188L189 254H190V253H192V250H193V253H192L193 256H194V252H195L194 249H201L202 247H203V248L205 247V251H206V252L209 251V252H210L209 255H211V256H208V255L205 254V253H204V254H205L204 257H203V255H201V256L203 257V259H201L200 261H202V263L205 262V264H206V262H208V264H209V261H208L209 259H216V260L218 261V264H239V261L241 262V260H242L243 257L245 258V259H243V260H244V261L246 260V262H247V260H248L249 257H248V258L245 257V256L248 254V253L245 254V252H247L250 248L252 249L253 247H254V250H255V251H256V248H255V247H259V248L261 249V248H262V244L264 243V242L262 243V241H264V240H263V239H262V241L260 240V241H261V244H259L260 242H259V243H256V240L254 241V239H251L252 243H253V242L256 243V244L254 243L255 246H253V244L250 243L251 241H250V238H249V241H250V242L248 243V245H245V244L243 243V246H246V247H247V246H249L250 244H251L252 246H249V248H247V251H246V249H244L245 252H244V250H243V246H241L242 250L239 248V249H240V253H239V254H241V252H242L243 256L240 255V257H242V258H241V260L238 261V260H237V257H239V254H238V251H239V250H238L239 244H241L243 240H246L247 236H246V235L242 236L243 238H245V239H243L242 241H239V240L241 239V238L239 239V236H236V235H235V237H233V240H232V237H229V236H232V234L234 235V234H235L237 231H239V230H240V232H241V229L244 227V225H241L242 223H240V222H239V224L235 225V221H234V220H236V217H234V215L236 216V214H235L234 211H233L234 213H233V212H232V213L229 212V214H231L230 216L233 217V218H232V217H230V218L233 219L232 221H234V223H233V225H232V222H231V221H229V220H228L229 222L227 221V219H228V217H229L228 213H227V212H224V211L227 210V209H228L227 211H230V210H232L233 208H234V210L236 211V209H237L236 207L240 205V204H239V203H240V200H241V202H243V203L246 201V200H245V201H244V200L242 201L243 198H244V199H247V201H248V198H246L247 196L245 197V195H247V193H250V192L253 191V192H252V195H253V196H254V194L256 195V193H258V191H257L256 189H258L257 186L260 185V184H259V181H260V180H259V179H258V180H255V179H254ZM4 182H6V180H5ZM20 182H21V183H20ZM135 182H136V181H135ZM199 182H200V181H199ZM206 182H207V180H206ZM245 182H247V179H246ZM245 182H244V183H245ZM10 183H11V182H10ZM104 183H103V184H104ZM209 183H212V182L209 181ZM260 183H262V182H260ZM1 184H2V183H1ZM6 184H7V182H6ZM134 184H136V183H134ZM139 184H140V183H139ZM185 184H186V183H185ZM191 184H192V185H191ZM217 184H218V182H217ZM19 185H17V187H18ZM96 185H97V186H96ZM203 185H204V184H203ZM230 185H231V184H230ZM230 185H229V186H230ZM239 185H240V184H239ZM247 185H248V184H247ZM101 186H102V185H101ZM133 186H135V185H133ZM164 186H166V185H164ZM189 186L192 187L193 189L190 188ZM197 186H198V187H197ZM136 187H137V185L135 186V188H136ZM167 187H168V189H169V187H171V189L173 190V188H174L175 186L173 187V186H171L170 184H168ZM176 187H175V189H176ZM247 187H248V190H245V189H247ZM40 188H41V189H40ZM93 188H91V189H93ZM135 188H134V189H135ZM164 188L166 189V187H164ZM178 188H179V189H178ZM189 188H190V192H191V189H192V192H191V193L188 192V191H189ZM204 188H207V186L205 187V185H204ZM228 188H229V187H228ZM231 188H232V187H231ZM240 188H241L243 191H246V192H245L246 194H243V193H244V192H243V193H240L242 196H240V194L238 195V192H241V191H242ZM244 188H245V189H244ZM23 189H22L21 192H20V191L16 188V186H15L14 183L9 184V185H6L4 188H0V211L3 210V211H1V212L9 213V212L12 211V209L14 210V208L11 207L12 209H10V208L8 209V210H10V211H8V212L5 211V209L7 208L8 205L11 206V204H12L11 202L15 199V197H18V194H20V193L23 192ZM91 189H90V190H91ZM127 189H128V187H127ZM134 189H133V190H134ZM157 189H158V188H157ZM157 189H156V190H157ZM160 189H163V188H160ZM165 189H164V190H165ZM239 189H240L241 191H240ZM203 190H204V189H203ZM206 190H207V191H206ZM237 190H239V191H237ZM250 190H252V191H250ZM165 191H166V190H165ZM214 191H215V192H218V194H219L218 196H220V195L223 194L224 192H226V194H227L228 196H230V197L228 198L227 195H224L225 197L222 198L223 195H221L220 197H221V199H222V202H221L222 204L225 203L224 200H225L226 198L232 200V199L234 198V195H235L236 193H237V194L235 195V197H236L237 199L239 198V196L242 197V198H241V199H238L239 201L235 198L236 201L239 202L238 205L236 204L237 202L234 201L235 199L232 200V201H234L233 203L236 204L237 206L234 205L232 202L228 201V204H229V202H230V204L228 205V207L231 206L232 204H233L234 207H229V208H228V207H224V208H226V209L223 211L222 209H224V208H222V209L220 210V211H221V212H220L219 209L221 208V205H222V204H219V205H217V207L219 206V209L216 207V210L218 209V210H217L218 212H215V211H216L215 209L213 210V212H212V210H211V212H210V211H208V210H210V206H212L213 204L215 205V202L212 201L213 204L211 205V203L209 204V200H210V202H211V200H214V201H215V198H216V199L219 198L217 195H214V194H216ZM231 191H232V190H231ZM236 191H237V192H236ZM248 191H249V192H248ZM24 192H25V191H24ZM168 192H169V191H168ZM186 192H188V193H186ZM205 192L207 193L208 197H210V196L212 197V196L214 195V196H215L214 199L211 198V197H210V199H208V197H207V198H206V199H208V203H207V202L205 201L206 199H204V198L207 196V195L205 194ZM211 192L213 193L212 195H211ZM31 193L34 194L33 192H31ZM40 193H41V191H40ZM87 193H86V194H87ZM23 194H24V193H22L20 196L22 197ZM32 194H31V196L34 197ZM158 194H159V193H158ZM166 194H167V193H164L163 196L166 195ZM173 194H174V193H173ZM178 194H177V195H178ZM188 194H189V195H188ZM229 194H230V195H229ZM29 195H30V192H29V194H28V197H30ZM34 195H35V198H36V194H34ZM183 195H186V196L183 197ZM204 195H205V196H204ZM252 195H251V193L248 194V196H252ZM20 196H19L18 198H21ZM24 196H27V195L24 194ZM43 196H45V195L43 194ZM175 196H176V195H175ZM203 196H204V197H203ZM237 196H238V197H237ZM243 196H244V197H243ZM32 197H30L29 199H31ZM38 197H39V200H38V201H40V198H42V193L39 194V195H38V193H37V198H38ZM156 197H157V196H156ZM156 197H155V198H156ZM159 197H161V196L159 195L158 198H159ZM164 197H165V196H164ZM35 198H34V199H35ZM45 198H46V197H45ZM224 198H225V199H224ZM250 198H251V199H250ZM250 198H249V199L251 200L252 203L250 202V203H248V204H251V205H252V204L255 203V204H254V207H253V206L251 207V205H250V209H251V210H252V208H253V209L256 208V204L262 206V204H260L259 201L257 200L258 197H256V196H255V198L253 197V201H254V202L252 201V197H250ZM16 199H17V198H16ZM22 199H23V200H26L25 197H23ZM27 199H28V198H27ZM144 199H145V198H144ZM160 199H162V198H160ZM163 199H164V201L166 200L164 203H167V202H168V201H167L168 199H165V198H163ZM175 199H176V200H175ZM219 199H220V198H219ZM228 199H226V202H227ZM255 199H256L258 202H256ZM19 200H20V199H19ZM19 200H17V202H18ZM46 200H47V198H46ZM145 200H146V199H145ZM173 200H170V202H171V201L173 202ZM260 200H261V199H260ZM14 201H15V200H14ZM35 201H37V200L35 199ZM35 201H34V202H35ZM38 201H37V202H38ZM41 201H42V199H41ZM162 201H163V200H162ZM220 201H221V200H220ZM223 201H224V202H223ZM19 202H22V200L19 201ZM19 202H18V203H19ZM42 202H43V201H42ZM42 202H39V203H42ZM50 202H48L47 204H49ZM160 202H161V201H160ZM18 203H17V205H18ZM28 203H30V202H28ZM43 203H44V202H43ZM54 203H56V201H55ZM54 203H53V205H54ZM219 203H220V202H219ZM231 203H232V204H231ZM261 203H262V200H261ZM263 203H264V202H263ZM7 204H8V205H7ZM13 204H14V203H13ZM155 204H156V203H155ZM167 204H169V203H167ZM170 204H171V203H170ZM226 204H227V203H226ZM245 204H246V203H244V205H245ZM248 204H246L245 207H246V210H249L248 212H249L250 214H248V215L245 216V214H247V213L244 212V211H246V210L244 209L243 213H245V214H243V213H242V214H243L245 217L242 216V214H241L242 218H244L241 222H243V221L245 222L246 218L248 219L247 216L250 215V218H251V219H249V220H251V224H252V225H253V224L255 225V222L258 221V220L261 218L259 215H256V214H258L259 211H264V206H262L263 208H260V209H263V210H258V209L256 208V209L258 210V211H255L256 214H255V212H253V213L255 214V216H259V217H260V218H257V217L254 218L255 216H253V218H254L255 220L257 219L255 222H253L252 217H251V216H252V215H251V212H252V211H250V209L247 208V207H248ZM26 205H27V204H26ZM44 205H45V204H44ZM56 205H57V204H56ZM9 206H8V207H9ZM33 206H34V205H33ZM36 206H37V205H36ZM39 206L42 207L43 204H42V205H39ZM46 206H47V205H46ZM46 206H45V207H46ZM58 206H59V204H58ZM223 206H225V204H224ZM223 206H222V207H223ZM235 206H236V207H235ZM4 207H6V208H4ZM14 207H15V206H14ZM40 207H39V208H40ZM49 207H50V206H48V208H49ZM127 207H128V206L125 207V210L130 209V210H128L130 213H132L131 211H133V210H134V211L137 210L135 207H134V208H133V207H131V208L128 207V208H127ZM139 207H141V206H139ZM213 207H215V206H213ZM213 207H211V209H213ZM257 207H258V206H257ZM17 208H18V207H17ZM17 208H15V209H17ZM32 208H33V207H32ZM39 208H37V209H39ZM48 208H47V209H48ZM137 208H138V207H137ZM208 208H209V209H208ZM238 208H239V207H238ZM37 209H36V210H37ZM40 209H41V208H40ZM50 209H52V210H53V209L56 210L55 207H54V208L51 207ZM141 209H143V208H142V207L139 208V210H141ZM164 209H165V208H164ZM207 209H208V210H207ZM43 210H44V209H43ZM139 210H138V211H139ZM165 210H166V209H165ZM41 211H42V209H41ZM49 211H50V210H49ZM49 211H48V213H49ZM174 211H175V212H174ZM206 211H208V213H209V214H205V216L207 217V220L204 219V218H206V217L203 215ZM222 211H223V212H222ZM253 211H254V210H253ZM1 212H0V215L2 214ZM15 212H16V210H15ZM38 212H39V211H38ZM45 212H47V211H45ZM142 212H143V211H142ZM214 212H215V215H214ZM219 212H220V213H225V214L227 215L226 220H225V217L223 218L222 216L220 217V219L218 218V217H219V216H218V213H219ZM236 212H237V211H236ZM238 212H239V211H238ZM241 212H242V211H240L239 214H240ZM257 212H258V213H257ZM6 213H5V215H8V214H6ZM168 213H164L165 216H168V215H169ZM177 213H176V214H177ZM211 213H212V214H211ZM220 213H219V215H221ZM253 213H252V214H253ZM13 214H14V213H13ZM133 214H134V212H133ZM140 214L142 215L143 213H140V212H139L137 215H133V216H135L136 218L138 217L137 219L139 220L140 218L143 217V216H142V217H139ZM161 214H162V213H161ZM171 214H172V213H171ZM171 214H170V215H171ZM176 214H174L175 216L178 217V218H177V219H178V222H177V221H176V222H177L178 224H179L180 221L183 222L182 220L179 221V219H181V218H179V216L176 215ZM216 214H217V215H216ZM225 214H224V215H225ZM239 214H237L238 217H239V219L236 220V223H238L237 221H240V219H241V218H240L241 216H240ZM10 215H12V214H10ZM122 215L124 216V214H122ZM122 215H121V216H122ZM125 215L128 216V214H125ZM129 215H130V214H129ZM138 215H139V216H138ZM154 215H156V214H154ZM207 215H208V216L210 215V218H209ZM212 215H214V216L217 217V218L211 217ZM226 215H225V216H226ZM260 215H261V213H260ZM2 216H3V217H2ZM2 216H0V217L3 219V218H4V215L2 214ZM144 216H145V214H144ZM150 216H153V215H150ZM163 216H164V215H163ZM203 216H204V217H203ZM261 216H264V215H261ZM8 217H9V216H8ZM10 217H11V216H10ZM124 217H126V216H124ZM128 217L131 218L132 216H128ZM128 217H127V218H128ZM153 217H154V216H153ZM156 217L158 218V216H156ZM160 217H161V216H159L158 219H162V218H163V217H161V218H160ZM171 217H172V215H171ZM171 217H170V218H169V217H166V219H169V220H166L165 217H164V219H162V220H163V225L165 224L166 221H167L168 223H170L171 221H173V218H171ZM151 218H152V217H151ZM208 218H209V220H208ZM212 218H213V219H212ZM222 218H223L225 221H227V222L229 223V226L232 225V226L237 227L236 232L234 231V230H235V227H234V230H232L231 233H230L231 235L228 236V235H227V234H229V232L227 231L228 228L226 229V227L228 226L227 222H224V224L226 223L227 226H225L226 224H225V225L223 224L225 227H224L223 225H222V227H219V226H221V224L223 223V222L221 221V220H223ZM9 219H10V218H9ZM11 219H12V218H11ZM122 219H123V218H122ZM171 219H172V220H171ZM174 219H175V218H174ZM177 219H176V220H177ZM203 219H204V220H203ZM215 219L218 220L217 223H216V220H215ZM231 219H230V220H231ZM262 219H263V218H262ZM262 219H261V220H262ZM129 220H130V219H129ZM152 220H153V219H152ZM154 220H155V217H154ZM162 220H159L158 222L160 223ZM165 220H166V221H165ZM170 220H171V221H170ZM219 220H220V221H219ZM126 221H127V220H126ZM134 221H135V220H134ZM140 221H141V220H140ZM142 221H144V220L142 219ZM142 221H141V222H142ZM259 221H260V220H259ZM262 221H264V220H262ZM146 222L148 223V221H146ZM173 222H174V221H173ZM181 222H180V223H181ZM200 222H197V223L200 224ZM218 222L221 223V224L219 223V226H217V225H218ZM247 222H248V220H247ZM252 222H253V223H252ZM260 222H261V221H260ZM143 223H144V222H143ZM143 223H142V224H143ZM159 223H158V224L155 223L156 225H158V226H157L158 230H159V227H160V226H163V225H162V222L160 223V226H159ZM177 223H176V226L178 225ZM185 223H186V222H185ZM187 223H186V224H187ZM193 223H195V221H194ZM193 223H191V224H193ZM197 223H196V224H197ZM248 223H249V222H248ZM258 223H259V222H258ZM263 223H264V222H263ZM152 224H153V223H152ZM171 224H172V223H171ZM182 224L184 225V223H182ZM182 224H181V226H183ZM186 224H185V225H186ZM196 224H193V225H196ZM244 224H245V223H244ZM256 224H257V222H256ZM126 225H128V224H126ZM174 225H175V224H174ZM215 225H214V226H215ZM239 225L241 226V228H239V227H240ZM246 225H247V227H249L248 225H250V224H245V227H246ZM257 225H259L258 227H260V225H262V222H261V224H257ZM147 226H149V225H147ZM171 226H173V224H172ZM178 226H179V225H178ZM189 226L191 227V225L188 224V227H189ZM196 226H197V225H196ZM196 226H192V228H190V229H189L188 227H187V228H188L189 230H193ZM200 226L198 225V226H197L198 228L196 227L197 230L194 229V230L191 231V232H194V231L196 230L197 233H198V232H199L198 229H199ZM242 226H243V227H242ZM149 227H150V226H149ZM165 227H168L167 224L164 225L163 228H165ZM179 227H180V226H179ZM179 227H178V229H179ZM245 227H244V228H245ZM251 227H252V226H251ZM258 227H256V228L258 229ZM262 227H263V226H262ZM161 228H162V227H161ZM163 228H162V231L164 232ZM169 228H170V226H169ZM169 228H168V230L170 231V229H171V231H172V227H171L170 229H169ZM180 228H182V227H180ZM215 228H216V230H215ZM238 228H239V230H238ZM244 228H243V229H244ZM252 228H253V227H252ZM256 228H255L254 230H256ZM91 229H92V230H90V233L88 232L87 237L84 238V236H83V239L85 240V242L88 241V240H86V239H87V238L89 239V237H90L91 240L88 241V244H86L85 242H83V244L81 243L82 245H84V243H85L86 245H88L89 247H91V246L95 243V242H93V240L96 241V240H95L96 237H97L98 239H100L101 236H98V235H100L101 233H102L101 235L107 233L105 230H101L100 228H97V230L99 229V230H101L102 232H100V231L98 230V232H100V234H97V236H96V234H95V233L97 232V231H95L96 229H94V228H91ZM144 229H147V228H144ZM153 229H154V227H153ZM155 229H156V228H155ZM155 229L153 230V231H154L153 233H155V232L157 233V232H158V230L156 231ZM178 229L176 230V231L180 232V233L176 232L178 235L181 234V233H183V232H185V231H187V232H186L187 234L184 233V234H181V235H183L184 237H187V236H188V230H186L185 227H184L185 231L183 230V232H181V230H182L183 228L180 229V231H179ZM207 229H208V231H206ZM229 229H233V228H232V227H231V228L229 227ZM259 229H260V228H259ZM142 230H143V229H141V231H142ZM148 230H149V229H148ZM160 230H161V229H160ZM160 230H159V231H160ZM166 230H167V229H166ZM168 230H167V231H168ZM174 230H175V229H174ZM214 230H215L216 232H215ZM92 231H93V232H92ZM104 231H105V233H103ZM127 231H128V230H127ZM129 231H130V230H129ZM162 231H160V232H161L160 234L157 233L158 236L163 234ZM167 231H166V233H167ZM196 231H195V232H196ZM213 231H214V233H213ZM233 231H234L235 233H233ZM244 231H246V230L244 229V230L242 231V233H243ZM91 232H92V233H91ZM94 232H95V233H94ZM124 232H125V230H124ZM137 232H139V229H138ZM151 232H152V230H151ZM206 232H207V233H206ZM240 232H238V233H236V234H238V235L242 234V233H240ZM110 233H112V232H110ZM110 233H107V234L109 235ZM120 233H121V231H120ZM133 233H134V232H133ZM169 233H170V232H168V234H169ZM171 233L173 234V232H171ZM171 233H170V235H171ZM174 233H175V232H174ZM176 233H175V235L178 236ZM189 233H190V232H189ZM197 233H195V234L197 235ZM201 233H202V234H201ZM205 233H206V234H205ZM90 234L94 235V237H93L92 235H91L92 237L89 236ZM113 234H115V233H112V235H113ZM121 234H122V233H121ZM127 234H129V233H127ZM139 234H140V233H139ZM164 234H165V232H164ZM168 234H167V236H168ZM195 234H194V236H195ZM200 234H201V235H200ZM244 234H246V233H244ZM251 234L253 235V231L251 232ZM251 234L248 235V236L252 237ZM263 234H264V233H263ZM75 235H76V234H75ZM80 235H82V234L80 233ZM80 235H79V236H80ZM84 235H85V233H84ZM108 235H107V236H106V235H103V238L106 239V238L108 237ZM110 235H111V234H110ZM133 235H135V234H133ZM133 235H132V236H133ZM145 235H146V233H145ZM170 235H169V236H170ZM175 235H174V236H175ZM181 235H180V236H181ZM189 235H191V233H190ZM256 235H257V233H256ZM260 235H261V234H260ZM88 236H89V237H88ZM95 236H96V237H95ZM104 236H105L106 238H105ZM118 236H119V235H118ZM138 236H140V235H138ZM146 236H147V235H146ZM146 236H145V237H146ZM169 236H168V237H169ZM172 236H173V235H172ZM176 236H175V237H176ZM183 236H182V237H183ZM204 236H203V237H204ZM240 236H241V235H240ZM245 236H246V237H245ZM258 236H259V235H258ZM3 237H4V236H3ZM45 237H46V236H45ZM109 237H111V236H109ZM109 237H108V241H109V239L111 240V238H112V241H113V238L115 237V235H114V237H111V238H109ZM128 237H129V235H126V238H128ZM133 237L136 238L137 236H133ZM141 237H142V236L138 237V239H139V238L141 239ZM150 237H151V236H150ZM152 237H153V234H152ZM162 237H163V238H162ZM175 237H173V240H174ZM189 237H190V236H189ZM192 237H193V236H192ZM192 237H191V238H192ZM254 237H256V236L254 235ZM259 237H260V236H259ZM259 237H258V238L256 237V238L259 240V239H261V237H260V238H259ZM262 237L264 238L263 235H262ZM94 238H95V239H94ZM103 238H101V240H102ZM124 238H125V236H124ZM126 238H125V239H126ZM129 238H131V237H129ZM134 238H132V239L135 240ZM142 238H144V237H142ZM158 238H159V237H157V241H155V242L152 241V240H150L151 243H149V245H152L151 247H154V248H155L156 250H158V252H159V251L161 250L162 247L160 248V247L157 245V242H158V241H159V243H160V240H158ZM200 238H197V239H200ZM81 239H82V237H81ZM83 239H82L81 241H83ZM98 239H97V240H98ZM104 239H103V240H104ZM118 239H119V238H118ZM125 239H124V241H125ZM132 239H127V240L131 241ZM138 239L135 240V241H136V242L139 241V242L141 243V241L138 240ZM165 239H164V240H165ZM177 239H178V238H177ZM177 239L175 238V240H177ZM179 239H180V238H179ZM181 239H182V238H181ZM189 239H190V238H189ZM192 239H193V238H192ZM3 240H4V238H3ZM46 240H47V239H46ZM78 240H79V238H78ZM127 240H126V241H127ZM143 240H144V239H143ZM168 240H169V241H168ZM186 240L188 241V239H186ZM247 240H248V239H247ZM258 240H257V241H258ZM5 241H6V242H4V243H6V245H8L9 242H8L7 240H5ZM48 241L51 242L50 239H48ZM52 241H54V240H52ZM79 241H80V240H79ZM105 241H106L108 247H106V246L103 245V244H105L104 242L102 243V241H101V243H102V244H101V243H99L100 241H99V242L97 241L98 243H95V245L98 244V245H96V248H95L94 246H92V247L94 248V250L92 249L91 251H94V253H93V252H92V253L89 252V253H91L92 255H94L95 253L101 252V250L99 251L98 249H99V248H102V247H103L102 250H104L105 248H109V249H112V250H113V247H112V245H111V244H113V243H110V241H109V243H110V247H109L108 242H107V239H106ZM129 241H128V242H129ZM135 241H134V242L131 241V244H133V245H132L133 247L130 246L131 248H134V246H135V244H136ZM147 241H148V240H147ZM147 241H143V242L146 243ZM161 241H162V240H161ZM32 242H33V241H32ZM57 242L59 243V241H57ZM117 242H118V241H117ZM128 242H124V245H125V243L127 244ZM139 242H137V243H139ZM143 242H142V243H143ZM148 242H149V241H148ZM190 242H191V241H190ZM200 242H201V241H200ZM239 242H241V243H239ZM0 243H1V242H0ZM4 243H3V244H4ZM34 243L36 244V243H38V242H33V243H31V244L33 245ZM55 243H56V241H54V243H52V245L54 244V247H55V248L58 247V246H60V244L62 245V243H60V244L56 243L57 245L55 246ZM89 243H90V244H89ZM121 243H122V241H121ZM140 243H139V245H140ZM145 243H144V244H141V245H143V246H144V245H147V244H145ZM153 243H155L157 246H156V245L154 246ZM162 243H164V242H162ZM3 244H2V243L0 244V250H3V249H4V248H2V247H3ZM10 244H11V243H9V245H10ZM15 244H16V242H15L14 244H11L12 247L16 246ZM27 244H28V243L26 242L25 245H27ZM35 244H34V249H33V250H32V247H30V246H31L30 244L27 246V247H30V248H29V250L31 251L30 253H29V252L27 253V252H25V251L23 252V251H22L23 249H25V250H27V249H26V248H22L21 246H19V244H18L16 247H14V248H15V249H16V248H18V249L22 248L20 251H22V253H26L28 257H30V256H35V255H36V258H37V256H38V258H37L38 261H39V262H42L41 264H43V263H44V260L47 259V255H49V253L52 254L53 252H55V251H54L55 248H54V250H53V246L50 244V246H51L50 248H52L53 252H51L52 250H51L48 246H47V248H49L50 250H47V252H46V250H45L46 247L42 248V247H43L42 245H39V246L37 245V246L35 247ZM38 244H39V243H38ZM99 244L101 245V247H100ZM131 244L129 243L128 246L131 245ZM165 244H162V245H165ZM185 244H186V243H185ZM213 244H215V245H213ZM257 244H259L260 246H256ZM21 245H22V244H21ZM48 245H49V243H48ZM86 245H84V246H86ZM90 245H91V246H90ZM113 245H115L114 248L117 247V245L115 244V242H114ZM124 245H122V247H121L120 249L124 248ZM198 245H199V244H198ZM198 245H197V246H198ZM241 245H242V244H241ZM1 246H2V247H1ZM40 246H42V247H40ZM97 246H99V247L97 248ZM125 246H126L125 248L129 249V248L127 247V245H125ZM136 246H138V245L136 244ZM136 246H135V247H136ZM143 246H142V248H145V247H143ZM191 246H190V247H191ZM263 246H264V244H263ZM4 247H7V246H5V244H4ZM9 247H10V246H9ZM9 247H8V248H9ZM39 247L42 249V251H43V249H44L45 252H46V254L48 253V251H49V253L45 256V254H43L42 251L39 250V249H40ZM60 247H61V246H60ZM62 247H63V246H62ZM104 247H105V248H104ZM119 247H120V246H118V248H119ZM139 247H141V246H138V247H136V248L140 249ZM148 247H149V246H148ZM148 247L146 246V249H147V250H146V249H143V250H144V251L146 250V251L148 252V250L151 248V247H149V248H148ZM156 247H157V248H156ZM173 247H172V248H173ZM175 247H174V248H175ZM8 248H5V249H7V251L10 250L9 253H10L11 251L15 250V249H12L11 247H10V248H11L12 250H11L10 248H9V249H8ZM35 248H36V249L39 248V249H38L39 251H35ZM79 248H81V245H80ZM84 248H85V247H84ZM131 248H130V250H129L130 252L133 251V249H131ZM136 248H134L135 251L138 250V249H136ZM142 248L140 249V251L144 252V251L142 250ZM154 248L152 249L153 252L155 251ZM163 248H164V246H163ZM166 248H168V249L166 250ZM170 248H171V246H170ZM174 248H173V249H174ZM181 248H178L179 250H178V249L175 250V253H176V251H177V252H178V251H181V250H180ZM185 248H186V250H185ZM244 248H245V247H244ZM18 249H16V252H17ZM90 249H91V248H90ZM95 249H97L96 252H95ZM109 249H108V250H105L106 252H105V251H104V252L102 251V252L107 254V253H108L107 251H110ZM127 249H125V250L127 251ZM159 249H160V250H159ZM164 249H165V251L162 250V252H161L162 254L160 253L161 255H160L158 252L156 253V255L158 254V256H156V257L161 256V258H162V259H159V260H160V261H159L160 263H157V262H158V259L155 257L154 254H153L154 256L150 255V254H152V253H150V254L147 253L148 256L146 257V258H147V261H146V262H145L146 258H144L145 256L143 257V258H144V259H143V258L141 257V255H140V254H142V256H143V255H145V254H143V253H141V252L138 253V252H139V251H138V252H137L138 257H137V255H135V254H136L135 251H133L132 253H134V255L136 256L137 259H138L139 257H141L142 259H141V258H140V259H141L142 261H143V260H144V261L142 262V261L140 260V262L143 263V264H144V263L146 264V263L148 262V260H152V261L149 262V264H150L151 262H153V258L150 259L151 256L154 257V259H155V258L157 259V260H156V259L154 260V262H153L154 264H155V263H157V264H162L161 262H165L164 260L168 259V258L166 257L167 255H169L168 252H171V250H172V249H171V250L169 249V246L165 247ZM190 249H191V252H190ZM260 249H258V250H260ZM262 249H263V248H262ZM262 249H261V250H262ZM81 250L85 252L86 249H85V250L81 249ZM117 250L120 252L119 249H117ZM168 250H170V251H168ZM252 250H253V249H252ZM254 250H253V251H254ZM258 250H257L258 253H257V252H256V253L254 252V253H255L256 255L259 254V256H262V255L259 253ZM33 251H34V252H33ZM62 251H64V249H63V250L61 249L60 253H62ZM86 251H87V250H86ZM88 251H89V250H88ZM113 251L115 252V250H113ZM118 251H116V253H117ZM129 251H128V252H129ZM163 251H164V252H163ZM166 251H167V253H166L167 255L165 254ZM203 251H204V250H203ZM253 251H252V252H253ZM2 252L5 253L4 250H3ZM2 252H1V254H0V255H2V256H0V261H1V259H2V262H4L3 260H5V262H6L7 258H9V255L7 254L8 252L6 253L7 256H8L6 259L4 258L5 255L3 256V253H2ZM32 252H33L34 255H33V254L31 255ZM35 252H36V253H37V252L42 253V254H40V255H43V257H42V256H39V254L37 255ZM43 252H44V251H43ZM45 252H44V253H45ZM79 252L82 253V254L84 253V252H81L80 250H79ZM130 252H129V255L131 256L132 253L130 254ZM151 252H152V251H151ZM172 252H173V254H174V251H172ZM172 252H171V255H173ZM196 252H197V251H196ZM198 252H199V250H198ZM201 252H202V249H201ZM201 252H200V253H201ZM249 252H250V250H249ZM57 253H58V252H57ZM57 253H56V254H57ZM60 253L58 254V256L60 255ZM64 253L66 254L65 251L63 252V254H64ZM85 253H86V252H85ZM89 253H88V254H89ZM103 253H102V254H103ZM110 253H112V252L110 251ZM116 253H113L114 255H113V254H110V255H111V256H116V255H117ZM163 253L165 254L164 256H163ZM182 253H180V252L177 253L178 255L180 254V257H181L179 260H171V261H170V259H171L172 257H173V259L175 258V256L177 257V256H178L177 254H176V255L174 254L173 256L170 255V257L168 256V257H169V260H168V261L166 260V263H165V264H198V263H199V264H202L200 261H196L197 263L194 261L195 263H192V262H191V259L188 258L187 255H184V253H183L184 258L186 257V259L188 258V260L183 259V257H182V256H183ZM250 253H251V252H250ZM261 253H263V251H262ZM11 254H12V253H11ZM26 254H25V255H26ZM28 254H29L30 256H29ZM53 254H54V253H53ZM63 254H62V255H63ZM91 254H89V255H91ZM108 254H109V253H108ZM108 254H107V255H108ZM185 254H187V252H186ZM189 254H188V255H189ZM192 254H191V256H192ZM196 254H197V253H196ZM201 254H202V253H201ZM212 254H213V255H212ZM251 254H252V253H251ZM251 254H250V256H251ZM13 255H14L15 257H14ZM18 255H19V254H18ZM89 255H87V256L89 257ZM96 255H99V253L96 254ZM100 255H101V253H100ZM119 255H120V253H119ZM119 255L117 256V260H115V261L118 262V259L120 260V259H123V258L128 259V258H127L128 255L126 256V254H125L126 257H125L124 255H122V256H124V257H122V258H121V256L119 257ZM134 255H132V257H133ZM139 255H140V256H139ZM149 255H150V256H149ZM181 255H182V256H181ZM198 255H199V254H198ZM237 255H238V256H237ZM244 255H245V256H244ZM253 255H254V254H252V258L254 259V257H255L256 255H255L254 257H253ZM16 256H17V254H12L10 258H12V259L14 258V259H13L14 261H13L12 259H9V261H7V262H9V263L14 262V264L19 263V261L23 262L22 260H25V262H26V261L29 262V260H28V259H25V257H24L23 259H21L20 257L17 258ZM19 256H20V255H19ZM44 256H45V257H44ZM53 256H55V254H54ZM53 256H51V257H53ZM65 256H66V255H65ZM87 256H86V254H84V257H87ZM102 256L106 257L105 255H101L100 258H102V259H103ZM135 256L133 257V259L135 258ZM191 256L189 255V257H191ZM196 256H197V255H196ZM196 256H195V257H196ZM247 256H248V255H247ZM2 257H3V258H2ZM28 257H26V258H28ZM39 257H41L43 261H40V260H39ZM62 257H63V256H61V257H57V259H58V258L61 259ZM79 257H80V259H81V258L83 259V257H81L80 254H79ZM79 257H78V258H79ZM88 257H87L86 259L82 260V261L85 262L86 260H88ZM107 257H108V256H107ZM118 257H119V258H118ZM128 257H129V256H128ZM132 257H131V258H132ZM148 257H150V258H148ZM164 257H166V258L163 260ZM202 257H201V258H202ZM256 257H257V256H256ZM256 257H255V259H257ZM15 258H17L18 260H16ZM41 258H40V259H41ZM44 258H45V259H44ZM48 258H50V257L48 256ZM53 258L55 259V257H53ZM53 258H52V259H53ZM68 258H69V257H68ZM97 258H98V256H96V257L94 256V259H96V260H95L96 262L99 260V258H98V259H97ZM112 258H114V257H111V259H112ZM136 258H135V259H136ZM178 258H179V256H178ZM178 258H177V259H178ZM191 258H192V257H191ZM193 258H194V257H193ZM198 258H200V257L198 256ZM250 258H251V257H250ZM252 258H251V259H252ZM260 258L262 259V257H260ZM263 258H264V256H263ZM19 259H20V260H19ZM29 259H30V258H29ZM31 259L33 260V262L30 261L29 264H30V263L33 264L34 262H35L34 264H37V263H38L37 259H36V261H34V260H35L34 257H32ZM31 259H30V260H31ZM52 259H51V260H52ZM54 259H53V260H54ZM65 259H67V258L65 257V258H64V261H66ZM80 259H79V260L77 259V260L80 261ZM108 259H110V256H109ZM108 259H106V261H107ZM111 259L109 260V262L114 260V259H112V260H111ZM129 259H130V258H129ZM129 259H128V260H129ZM135 259H134V260H135ZM182 259H183V260H182ZM195 259H196V258H195ZM195 259H194V260H195ZM238 259H239V258H238ZM261 259H258L259 263L261 262ZM51 260H50V262H49L50 264H52L53 262H55V260H54V261L52 260V262H51ZM72 260H73V258H72ZM89 260L92 261L93 259L90 258ZM89 260H88V263H89ZM103 260H105V259H103ZM131 260H132V259H131ZM161 260H162V261H161ZM184 260H185V261H184ZM189 260H190V262H189ZM192 260H193V259H192ZM196 260H198V259H196ZM216 260H214V261H216ZM263 260H264V259H262V262H263ZM15 261H16V262H15ZM17 261H18V262H17ZM46 261H48V260H46ZM56 261H57V260H56ZM70 261H71V260H70ZM74 261H75V260H74ZM82 261H81V262H82ZM93 261H94V260H93ZM135 261H136V260H135ZM135 261H134L133 263H135ZM138 261H139V259H138ZM138 261H137V263H138ZM156 261H157V262H156ZM180 261H182L183 263L180 262ZM187 261H188V262H187ZM250 261H251V260H250ZM258 261L256 262V264L258 263ZM25 262H24V263H25ZM27 262H26L25 264H28ZM36 262H37V263H36ZM61 262H62V261H61ZM61 262H60V263H61ZM81 262H78V263H79V264H84L83 262H82V263H81ZM98 262H99V261H98ZM98 262H97V263H98ZM104 262H105V261H103V264H105ZM107 262H108V261H107ZM107 262H106V263H107ZM117 262H115L114 264H116ZM120 262H122V260H121ZM120 262H118V263L121 264ZM140 262H139V263H140ZM9 263H7V264H9ZM24 263H23V264H24ZM47 263H48V262H45L44 264H47ZM49 263H48V264H49ZM55 263H56V262H55ZM58 263H59V262H58ZM58 263H57V264H58ZM60 263H59V264H60ZM62 263H63V262H62ZM66 263H69V262L67 261V262H65V264H66ZM90 263H92V262H90ZM90 263H89V264H90ZM93 263H94V262H93ZM97 263H96V264H97ZM101 263H102V262H101ZM141 263H140V264H141ZM210 263H211V262H210ZM241 263H242V262H241ZM11 264H13V263H11ZM19 264H21V263H19ZM94 264H95V263H94ZM107 264H108V263H107ZM109 264H112V263H109ZM122 264H123V263H122ZM216 264H217V263H216ZM243 264H245V262H244ZM260 264H261V263H260Z\"/></svg>","mask_w":264,"mask_h":264}]
</instances>
